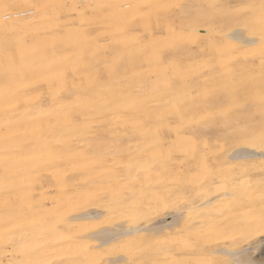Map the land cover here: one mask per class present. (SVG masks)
Listing matches in <instances>:
<instances>
[{
    "label": "rangeland",
    "instance_id": "obj_1",
    "mask_svg": "<svg viewBox=\"0 0 264 264\" xmlns=\"http://www.w3.org/2000/svg\"><path fill=\"white\" fill-rule=\"evenodd\" d=\"M8 1H10V0H8ZM8 1H6V3ZM45 1L48 4H51V6H53V8H52L53 14L49 18L44 19V20H64L63 22L59 23L60 25L58 26V28H54V30L56 29L57 31H55V32H54V30L51 31V33H53V34L56 32L58 33L57 34L58 39L55 38L56 37V36H54L55 34L54 35L53 34L52 35L46 34L48 37L46 35H44L48 39L46 42L49 43V44L46 43V45L47 44L49 45V46L47 45V48H46V51L48 53H50L51 47H53V46L57 47L56 45H57V43H59L58 41H62V40L63 41L67 40V42H68V40L71 41L75 34L79 35V33L82 30L86 29L84 31H87L91 28L89 30L90 32L85 33L83 31L84 35L87 34L86 36H84V38L80 39V35L77 36V38L79 37L78 38L79 42L76 43V45L77 46L79 45L78 47H80L81 52L79 51L78 53H75L76 51L74 52V47H72L71 44H68L69 47L66 48L67 50H65L64 47H60L59 52L61 51V54L70 55V57H72V58L76 54L75 57L79 58V60H82L83 65L85 63V67H82L83 66L82 61H80V63L76 64V66L80 65V66H78L79 68L72 67V70L74 68L77 69V70L74 69L76 72H74V71L70 72V70L67 66H65L67 68L64 67V69H66V70H64V77L65 78H63V81L67 80V79H69V80L66 82L64 81L63 84H64V88L65 87H68V88H66V90H64V91H63L64 88L60 89V91H57L56 92V94H57L56 98L69 101L70 99L72 100L73 99L72 96H74L76 94L79 96H83L82 98H88V96L90 95L91 99H97V98L99 99L100 98L99 100L98 99L97 100H98V102L100 101L99 104L102 107L106 106L107 108H109V105L112 103V101L110 103H108L104 99H106V100L108 99V101H110V99L112 98L113 103L114 102L115 103H114V105L112 104L113 106L110 105V107L112 109L106 108L101 112V113H103V115L100 113V115L103 116V119H102V116L99 117V114H97V116L94 115L93 119L87 121L85 124L86 130L81 131V132H83V134L80 132L78 133L79 135L73 134L72 136L71 135L66 136V135L62 134L63 136H66L68 139L75 137V140H74V138L70 139V140H72V142L70 141L71 146L74 147L73 151H72L73 153L71 152L74 155V161H73V165L72 164H70V165L72 166V168H74V170L71 169L72 170L71 171V170L66 168L68 166L64 167V165L63 166L61 165L63 168L54 166L53 167L54 170L52 168L48 169L47 167L41 166V168H38V169L42 170V172H40L41 176L38 175L39 173L38 174L35 173L36 176H35V174H33V178L34 177H36V178L33 179L32 175H31L32 173H28V175H26V173H24V174L22 173V175H20L21 173H19V175H18L17 173L14 174L13 172H11V173H8V175H6L5 172L3 173V169H2L3 167L0 163V170H1L0 171V201L3 203L2 204L0 202V227H1L0 228V231H1L0 236L2 235L0 237V255H1L0 256V264H2V263L3 264H9V263L21 264L22 261H20L21 260L20 256H24V254L26 252H28V254H29V251H32V253H34V254H35V252H43V254L41 253V255H44V256L42 258H39V259H42L43 261H48V259H50V258L51 259L57 258V260H60L59 264H66V263H69V264H107L109 257H113V256H117V255L118 256H124V258L122 260L116 262V264H223V262L226 261L228 258V255L226 254V252L222 251L223 249H231V248L243 249L247 246H254L256 244H259L260 236L255 231L256 228L258 227V225H255L253 223V221H256V220L258 221V218L261 214V211L264 210V192L261 191V189H259L258 186L256 185L257 179H261V177L264 176V162L231 165L230 163L228 164L227 159L224 157V155H225V153L227 154L231 150V148H232L231 142L236 141L237 142L236 144H238L240 139L242 140V137H244V135H245V137L249 136L248 138H250V141L253 142L254 144L260 143V137H261V135H264V132L261 129L262 127H264V125H263L264 119L259 121L255 117L251 118L250 116H240V118H239V116H237V118H234V120L233 119L231 120L230 118L228 120L226 118L227 116H229V113H227L228 112V106H226L227 103L225 104V102L222 101V103H223L222 107H220L221 104H220V106H215V104H214V106H212L213 103L211 102V97L213 94H211V93L212 92L214 93L215 92L214 90L216 88H218L219 93L221 94V97H223L222 95H223V93H225L226 89L224 91H222V89H224V86L225 87L227 86V80H228L227 78L228 77L226 75V71H224L222 69L216 70V68L213 65V58L209 56V55H212L210 52L205 51L204 52L205 54H203V55L201 54L202 57H200L201 56L200 53L198 51L196 52V50H195L196 47H195L194 43H191L192 38L190 37V35L188 33L184 34L183 31L181 30V29H183L182 24L186 25L187 23H189L191 21L193 22L194 4L192 5V3H194V2L192 0H190V1L188 0L189 2L186 0H182V2H184V3H182L181 0H155V2H154V0L153 1L152 0H147V1L145 0L146 3H143L144 0H135V1L134 0H127L128 1L127 3L129 5L126 6V8H125L126 10H122V12L116 13V16L114 17V19L113 18L111 19L109 17V15H111V13L108 15L110 20H118L117 21V23H118L117 28L114 27L115 32H114V30H112L114 33L113 35L115 36L114 37V36H112V31L110 32V36H109L108 30H103L104 24H103V21H101V20H108L109 19V18L107 19L106 14H105L106 16H104L103 12H104V9L109 8L108 5L111 3V1H112V3L110 6H112L113 4L123 3V2H121V0L120 1L116 0V2H115V0H110V2H109V0H107V1L96 0V2H94V0H92V1L91 0H83L80 3H86V4H85V6H82V7H79V3H78L79 0H77L78 1L76 3V6H78L77 9L74 12H68V13L64 10H60V9L57 10L56 9V7L63 4L62 0H59L61 4L58 2V0H45ZM0 2H1L0 5L4 4L5 0H0ZM97 2H100V4ZM101 2H103V3H101ZM131 2L133 3V5H134V3L135 4L137 3V4L132 6ZM95 3H97V4H95ZM181 3L185 4L187 6L189 5V9H187L184 12H181V8H182ZM105 5L107 6V8ZM101 7H103V8H101ZM128 8H131V9H128ZM102 9H103V12L101 13V16H99L100 14L98 12H101ZM95 12H97V13H95ZM13 13H14V15H17V16L19 15L20 17H25L30 13V11L26 7L25 8L21 7L20 9L14 8V9H12L11 13L7 14V16L9 15V17H13L14 16V15H12ZM76 13L79 14V16H75ZM69 14L73 15V16H70ZM89 15H92V18H90L91 16L89 17ZM93 17H95L96 19ZM88 18H90L91 21ZM35 20H38V18L34 19L33 22L31 20L26 19L25 24L23 25L25 28V29H23L24 32L22 30H17L16 26L15 27L13 26V28H12L11 25L10 26L8 25L6 27V29H3V31H1L2 29H0V36L3 34H6V36H8L6 38L7 40L5 39L6 41L4 40V42H3L4 45H6L5 43H8V45H6L5 47L7 48L10 45V47H8L7 49H10L11 52L15 51V49H14L15 44L13 42L14 40L10 41V43H9V39L10 40L14 39L13 37L16 38V36H15L16 33H17V35L19 34L20 36L22 34L24 35L23 40L25 41V43L26 42H28V43L33 42V40L35 38L34 37L35 35L33 36V33H35L36 30H32V28H34V26H32V25L34 24ZM78 20H79V22H78ZM87 20H89L88 22H90L91 24L88 23ZM119 20H121V21H119ZM135 20H139V22L141 24ZM143 20H145V22H146V20H148V21L150 20L149 23L151 21L152 22L154 21L155 25L153 23H151V25L153 24L154 26H151L149 24L151 26L150 27L148 25V23L145 24V22ZM68 21H70L71 23ZM84 21L86 23H84ZM66 22L70 23V24L68 25V24H66ZM77 22H78V24H77ZM97 22L102 23L101 26L98 25ZM127 22H129L131 24L129 25V23H127ZM143 22L145 25L142 24ZM157 22L159 24H156ZM160 22H164V23L162 24ZM169 22H170V24H169ZM62 23H64V25H62V26H65V25L66 26L62 27L61 26ZM138 23L140 24V27H138L139 26ZM165 23H166V25H165ZM88 24H90V25H88ZM124 24L125 25L127 24V26H124V29H123L122 26ZM135 24H137L136 27L134 26ZM167 24H169V25L167 26ZM29 25H30V29L27 28V26L29 27ZM67 25H68V27H67ZM95 25H98V26H95ZM70 26L74 27L72 29V32H70L71 31ZM78 26H79V28H82V30L78 29L79 30L78 31L77 30ZM88 26H90V28ZM160 26L163 29L162 28L160 29ZM166 26H167V30H166ZM101 27H102V30L100 29ZM152 27H154L158 30H156V29L154 30V28H152ZM7 28H9V29H7ZM149 29L151 31H147ZM28 30H30V31H28ZM97 30H101V33H103V34L106 33L107 35L105 36L102 34V36L94 37V36L101 34L100 32L98 34ZM116 30L120 31V33H118V34H119V36H121V38L117 36L118 34H117ZM145 30H146V32H145ZM163 30H165V31H163ZM62 31H64V33ZM121 31L125 32L126 34L121 32ZM126 31H128V33ZM132 31H134L135 33L134 32L132 33ZM138 31H139V34H138ZM156 31H157V33H156ZM5 32H8V33H5ZM143 32H145L146 34L145 33L142 34ZM147 32H148V34H147ZM153 32L156 34L154 35ZM166 32L168 34H165ZM88 33H90V35H92V36L94 35L93 40L91 37H90L91 39L88 38V36H90ZM7 34H9V35H7ZM115 34H117V35H115ZM149 34L151 35V38H150ZM157 34H159V35H157ZM123 35H125V36L128 35L127 36L128 38H126ZM160 35H162V36H160ZM163 35H165V36H163ZM186 35L189 36V42H187L188 40L185 39V37L188 38ZM64 36H66V37H64ZM103 36H105V37H103ZM152 36L153 37L155 36V40H156L155 42H154V38H152ZM156 36H157V39H156ZM158 36H160V37H158ZM70 37H72V38H70ZM131 37L132 38L134 37V38L131 39ZM85 38L90 39V40L87 39L89 41V43H88V41L85 40ZM105 38H107V39H105ZM117 38H119V39H117ZM135 38H137V39H135ZM140 38H142L143 40ZM27 39L32 40V41L29 42V41H27ZM101 39H103L104 42ZM128 39H130L128 42L131 41L130 45L127 42ZM149 39L151 40V43L153 42L151 45H150V42L145 41V40L150 41ZM53 40L56 41V45H53V44H55V42ZM75 40H76V36H75ZM167 40L171 44H168ZM100 41L103 42V47L101 46L102 42H100ZM120 41L123 42V44L127 43V44H125V46H126L125 49H124V46L122 47L123 44L119 43ZM157 41L158 42L160 41V42L158 43ZM67 42H65V43L67 44ZM80 42H81V44H80ZM94 42H96L95 43L96 46L93 45ZM99 42H100V46L103 48V50H100L102 48L98 45ZM175 42H176V45H175ZM86 43H88V46H90V47L87 48ZM90 43H93L92 44L93 46L89 45ZM160 43H161V46L164 44L163 45L164 47L162 46V49H160L161 48ZM131 44H134V45H132L133 47L131 46ZM135 44H136V47H135ZM145 44H147V45H145ZM157 44H158L159 48L156 46ZM177 44H179V45H177ZM186 44H188V45H186ZM104 45H107V48H104ZM149 45H150V47H149ZM128 46L132 51L130 49H126ZM137 46L140 49L144 48L145 51L142 49L141 50L144 51L145 53L146 52L147 53L144 55V53ZM153 46H155V47H153ZM176 46H179V48ZM180 46L183 48H181ZM185 46H187V48H185ZM82 47H84L86 50ZM92 47H94V48H92ZM95 47H97V49L100 47V49H98V50H100V52H98V50ZM145 47H146V49H145ZM156 47L158 48V51H157L158 54H156L157 52L155 51V50H157ZM70 48H73V49H71V52H70ZM121 48H123L124 50ZM134 48H137V49H134ZM171 48H172V51H174L173 53L171 51ZM47 49H49V50H47ZM92 49L97 50V51L95 52ZM108 49H109V51H107ZM113 49H114V51H113ZM186 49H190L191 51L186 52ZM67 51H69V52H67ZM84 51H87L88 53L87 52L84 53ZM101 51H103V53ZM117 51H118V53L116 54ZM119 51H122L124 54L119 52ZM192 51H194V52H192ZM73 52L75 54H72ZM207 52L210 54H208ZM171 53H172V55H171ZM197 53H199L198 54L199 57H197L198 56V55H196ZM79 54H81V55H79ZM153 54L155 55V57H153ZM163 54H164V56H163ZM180 54H182L180 56V58L183 61H181L178 58L179 56L178 57L176 56V55H180ZM102 55L103 56L106 55V56H104V58H102ZM136 55L137 56L140 55V57H137ZM150 55L152 58L155 59V61L152 60ZM157 55L159 56L158 58H156ZM109 56H110V59H109ZM111 56L114 58H112ZM186 56H188V57L186 58ZM81 57H82V59H81ZM86 57H88L89 60L86 59ZM105 57L106 58L108 57V59H106ZM206 57H208V58H206ZM101 58H102V60H100ZM131 58H134V59L136 58V59L133 60ZM137 58H140L141 60H139ZM150 58H151V60H150ZM174 58H175V60H174ZM203 58H205V59H203ZM210 58H212V62H211V60H209ZM96 59H97V61H96ZM112 59H113L114 63H112L113 62ZM156 59H158V60H156ZM202 59L204 60L205 65L207 63H208V65H210V69L208 68L209 67L208 65H206L207 67L203 66L204 62ZM222 59L224 60L226 58L222 57ZM108 60H110V62H108ZM191 60H194V61L192 62ZM201 60H202V62L197 64ZM150 61H152V62H150ZM156 61H158L159 63ZM208 61H210V62H208ZM99 62H101V63H99ZM176 62L177 63L180 62V63H178L179 65ZM184 62H187V63L184 64V68H182L183 67L182 63H184ZM89 63H91L90 67H89ZM111 63H112V65H111ZM156 63L158 66L161 65L162 67L161 66L158 67L156 65ZM172 63L174 66L176 65L177 67L178 66L181 67V69H180V67L177 68L175 66L176 69L178 70L177 72L183 71V73L188 70L187 66H190V64H191V68L189 67L190 72H188V73L186 72L187 74H185L186 75V77H185L182 73L176 72V69L172 65ZM193 63L197 64V65L194 64L195 66H199L200 68L203 67L202 70L199 67L192 68L194 66ZM131 64H132V66H131ZM149 64H150V66H149ZM169 64H171V65H169ZM181 64H182V66H181ZM67 65L71 67V65H69V62L67 63ZM134 65H135V67H134ZM151 65H153L154 67L155 66H157V67H155V69H154V67L152 66L153 67L152 68ZM72 66H75V65H72ZM94 66H96V68H93ZM147 66L150 69V71H149V69H148V71L151 72L150 73V74H152L151 76L147 71ZM144 67H146V68H144ZM89 68L91 69V72L87 75V73L90 71ZM97 68L102 69V70L96 71ZM207 68L210 70L211 76L208 75L209 70ZM140 69H141V71L143 70L144 72L140 71L137 74V70L139 71ZM160 69L161 70L163 69L162 72H164V74L162 72H159V71H161ZM183 69H185V70H183ZM196 69H197V71H196ZM206 69H207L208 73H206L207 72ZM67 70H69V71H67ZM135 70H136V72H133ZM151 70L154 71V73L156 75ZM171 70H173L172 74H171ZM115 71H116V73H115ZM167 71H169V72H167ZM221 71L225 72V74L223 72L221 73ZM97 72H98L99 77L97 75ZM102 72H104V73H102ZM128 72L130 74H128ZM68 73H69V75H68ZM72 73L73 74L76 73V75L74 74V76H73V77H75L76 80L73 79V77H71L73 75ZM142 73L143 74L145 73L147 76H144ZM192 73L194 74V77H193ZM220 74H222V75L224 74L226 77L222 76ZM81 75H83V76L80 77ZM126 75H129L130 78L129 77L127 78ZM135 75L138 76V78ZM153 75H155V76H153ZM157 75L159 76V79H161L159 81V83H158V79L156 78ZM164 75L167 78L168 77L169 78L167 79ZM171 75H172V77H171ZM177 75L180 76L181 79H178L179 77H177ZM76 76H77V78L78 77L79 78L77 79ZM86 76H89V79ZM101 76H103L104 78L102 77L103 78L102 79ZM119 76H122V77H119ZM124 76H125L124 79L127 80V84H126V81L124 82V80H123ZM160 76H161V78H160ZM200 76H202L201 80L197 79V78H200ZM68 77H70V78H68ZM131 77H134V78L132 79ZM210 77L213 79H211ZM217 77L219 78V80L216 79ZM98 78L100 81L98 80ZM121 78L123 81H121ZM172 78H174V79H172ZM175 78H176V80H175ZM222 78H223V80L227 79L226 82L222 81ZM71 79H73V80L70 81ZM79 79H81L80 82H79ZM86 79L89 80V81H86L87 84L85 83ZM137 80L138 81L141 80L143 82V84L147 81H150L151 84L149 83L150 86L148 84L146 85V83H145V85H141L142 83L138 82ZM179 80H181V81H179ZM184 80H186V81H184ZM193 80H195V81H193ZM196 80H197V82H199V81L200 82L197 84L195 83L196 84L195 85L194 82H196ZM207 80L209 82H211L212 84L208 83ZM153 81L156 82L155 84H157L154 87H153V85H155V84L153 83ZM169 81H171L172 83H174L175 81L176 82L179 81V83H177V85L174 86L175 84L173 85V84H171V82L169 83ZM71 82H73V84H77L79 82L80 87H79V85H78V88H77V85H74V86H76L75 88H73L74 86H69V84L71 85ZM130 82H131V84H130ZM192 82H193V84H192ZM204 82L208 83V85ZM220 82L224 83V85L221 84ZM113 83H114V85H110ZM118 83H119V85H118ZM162 83H164V85ZM215 83L217 85H220V84L221 85L217 86ZM85 84L87 85V87L84 88ZM88 84H90V85H88ZM135 84L137 86H134ZM139 84L141 86H139ZM158 84L161 86V90L159 89L160 87ZM178 84H179V86L181 84V86L178 87ZM187 84H189V86H190V84H192L191 85L192 87L187 86ZM204 84H205V86H203ZM30 85H33V84H29V86H25L26 88L23 89L24 93L32 91L36 87L40 86L39 92H41L40 94L42 97H38V98H40L39 100L42 101L45 99L42 102H46L47 100L50 99V97L48 98L49 95H47L48 90H46L47 85L45 83L40 82V84L37 83V84H34V86H30ZM170 85H173V87L171 88ZM211 85L213 87L212 89H211ZM70 87H72L73 89ZM81 87H83L84 89H82ZM99 87H101V88L99 89ZM102 87H104V88H102ZM144 87L146 89L145 92L143 91L144 89H141ZM156 87H157V89H156ZM176 87L178 89H181V87H182L184 92L179 93L180 95H178V93H177L178 89H175ZM4 88L5 87L0 86V96H2V95L4 96V94H3V93H5ZM129 88H130V90L132 88H134V89H132V92H130ZM220 88H222V89H220ZM150 89H151V95H152V91L154 92V89L156 91V93L154 92V94L158 95V96L155 95L156 97L153 95L154 96L153 98H155L154 101H153V99H151L152 96L150 95V93L147 92V90L150 92ZM172 89H173V92H172ZM182 89L180 91H182ZM186 89H187V91H185ZM208 89H210V90H208ZM5 90L7 93H9V94H5V97H8L10 94H12L15 91V90L13 91V89H12V91L10 90L11 91L10 92L9 89H7V88H5ZM71 90H75V91H71ZM79 90H81V91H79ZM138 90H139V92H138ZM158 90H159V93L157 92ZM163 90H165L167 93L169 92L168 90H170L172 92V93L171 92L170 93L173 94V96H171V94L169 95V93H168V95H169V97H168V95L166 93H164L165 91L162 92ZM113 91H114V93L117 92L118 94H116V95L113 94ZM134 91L137 92V94H136V92L134 94V95H136L135 97L133 95ZM180 91H178V92H180ZM190 91H192V94ZM60 92H62L63 94H64V92H66V93H68V95L65 94V96H64ZM72 92H74V93L76 92V93L74 94ZM78 92H80L81 94L83 93V95H80V93H78ZM84 92L92 93V95L84 93ZM127 92L128 93L130 92V95L127 94ZM143 92L148 93V94H144ZM174 92H176V95H174L175 94ZM185 92H188V93L186 94ZM124 93L126 95H124ZM162 93L165 94V95L163 94V96H167V97H163ZM183 93L185 94L184 96H183ZM196 93H197V95H196ZM71 94H73V95H71ZM95 94L97 95V97ZM131 94L134 98H131ZM141 94L142 95L144 94V99H142L143 97ZM204 94L210 95V96L207 95L208 98L210 97L209 99L207 97L204 98V101H206L205 102L206 104L204 103V101L202 102V100H203L202 97L205 96ZM58 95H60V96H58ZM86 95H87V97H86ZM112 95H113V97H114V95H115V97L117 96L119 101L117 102L115 97L114 98L111 97ZM121 95H123L122 97L126 96V97H124L125 98L124 100H122L123 98L121 97ZM128 95L130 96V98H127V97H129ZM145 95H147L149 98L151 96L150 100ZM186 95H188V96L190 95V96L185 97ZM66 96H67V98L65 99ZM137 96H140V97H137ZM177 96H179V97H177ZM200 96L202 99L200 98ZM120 97H121V99H120ZM158 97H160L161 100H162V98L168 99L166 101V103L168 101H170V99L171 100L173 99L172 104H171V101L169 102V104L168 103L166 104L164 99H163V101H161L162 102L161 103L160 100L158 99ZM182 97H184V98H182ZM1 98H3V97H0V99ZM126 98L128 100L132 99V103H130V106H127L125 104L128 101V100H126ZM133 99L135 101H133ZM138 99L140 102H141V99H142V101L145 100L146 104L145 103L143 104L142 102L140 103L138 101ZM102 100H104V101H102ZM147 100H149V101H147ZM186 100H188V101L191 100V103L190 102L189 103L187 102V103H188V106H191V104L193 103L192 104L193 107L191 106L192 109H189V107H187L189 109L188 110L186 108V105L184 104V101L186 103ZM137 101H138V103H137ZM152 101L153 102L156 101L155 103H153L154 105L151 104ZM105 102L107 104H105ZM133 102L135 103V105H134L135 107L132 105V104H134ZM178 102H180V105H183L184 107L181 106L183 108H179L180 105L179 104H178L179 106L177 105ZM181 102H183V103H181ZM156 103H157V105L160 104L161 106L160 105H159L160 107L157 106ZM198 103L199 104L202 103L201 106H199ZM120 104H121V106H120ZM137 104L139 106H137ZM163 104L168 111L167 110L165 111L164 106H163L164 108L162 107ZM175 105L180 110L182 109L181 112L183 115L184 114H186V115H184V116L180 115L181 112H177L180 110L179 109L176 110L177 108L175 107ZM194 105H195V107H194ZM203 105L204 106L206 105V108ZM132 106H133V108H132ZM146 106L147 107L150 106V107H148L149 111H148V108ZM151 106H153L154 108ZM171 106H172V108L174 106V108H175L174 112L172 111L174 109L170 108ZM138 107H143L144 110L141 108H139V110H138ZM209 107L212 108L213 110H211ZM223 107H225V108H223ZM113 108L119 114H113V117H112L111 116L112 114H110L111 113L110 111H112ZM118 108H119V110H118ZM123 108H125V109H123ZM145 108L147 109V111ZM169 108H170V111H172L174 114L172 112H169ZM216 108L218 111L221 110L222 114H218L220 112H218V111L216 112L215 111ZM131 109H133V110H131ZM134 109L137 112H135ZM200 109L204 110V111H202L203 114H202ZM140 110L141 111L143 110L144 112L146 111L145 114L143 115L144 112H142L140 114ZM198 110L200 111V113L198 112ZM209 110L213 111L212 112L213 115H212L211 111H209ZM107 111L111 117L108 116ZM161 111L162 112L164 111V115H166V116L170 115V116L163 117V115H162L161 118H159L160 116H158V115L163 114V113H161ZM183 111H185V112H183ZM195 111L198 112L197 115L194 114V113H196ZM150 112H152L151 114L153 116H155L156 118L153 117L151 114L146 118L145 115L149 114ZM153 112H155V113H153ZM165 112H166V114H165ZM130 113H132V114H130ZM133 113H134V115H133ZM171 113H172V115H171ZM177 113H179V114H177ZM105 114H107V115L105 116ZM128 114H130V115H128ZM154 114H156V115H154ZM189 114H191V115L189 116ZM214 114H215V116L217 114L216 117H220V119L214 118L215 117ZM142 115L145 117L142 118L141 117ZM194 115H195V117H194ZM207 115L209 116V118ZM221 115L224 117H222ZM123 116L126 118H124ZM134 116L138 117V119L136 117L134 118ZM177 116L178 117L181 116V119H179L180 117L178 118ZM204 116H206L207 118ZM104 117H106V118H104ZM120 117H122V119ZM185 117L186 118L190 117V118L186 119ZM173 118H175V119H173ZM177 118H178V120L183 121V122L179 121L181 124L183 123L182 125L180 123H178V120L176 121ZM204 119L205 120L207 119V120L205 121ZM214 119H215V121H214ZM245 119H246L245 122L248 124H245V122L243 123V120H245ZM253 119H254L253 124H251ZM79 120L80 119L77 118V121H79ZM92 120H94V121H92ZM157 120H160V121H157ZM186 120H188V121L186 122ZM118 121L121 123L123 121L124 122L121 124ZM155 121H157V122H155ZM217 121H219V122L223 121V122L217 123ZM163 122H164V124H163ZM167 122L169 123V125L167 124ZM170 122H172V123H170ZM79 123H81V121H79ZM136 123H138V124H136ZM151 123H153V124L151 125ZM185 123H187V124H185ZM197 123H198V125H197ZM241 123H243V124H241ZM97 124H98L99 128H97ZM99 124H101V127ZM104 124H106V125H104ZM165 124H167V126ZM171 124H172V126H171ZM177 124H179V125H177ZM95 125H96V127L93 128L92 126H95ZM142 125H145V126H142ZM163 125H165V127ZM188 125H189V127H188ZM221 126H225V128L224 127L221 128ZM234 126H236V127L234 128ZM245 126H247V127H245ZM144 128H146V129H144ZM177 128H178V130H176ZM251 128L253 129V131L249 130ZM202 129H205V130H202ZM227 129H228V132L225 133L227 131ZM243 129L245 132L243 131ZM150 130H153L154 133ZM259 130H261L260 131L261 133L258 135ZM148 131L151 133H149ZM166 131H167V133H166ZM85 132H87V133H85ZM147 132H148V134H147ZM155 132H157V133H155ZM254 132H256V133H254ZM139 133H140V135H139ZM172 133H174V134H172ZM251 133L253 136L251 135ZM88 134H89V136H88ZM99 135L101 136V138ZM78 136L82 137V138L84 137V139H81ZM83 140L84 141L87 140V141L84 142ZM177 140H178V142H177ZM203 140H204V143H203ZM244 140H245V138H244ZM112 142H113V144H112ZM117 142H119V143L117 144ZM182 142H184V145L186 146L185 148H184ZM55 143H57V144H55V145L53 144L54 148L55 147L58 148V146H60V144H61L59 141L55 142ZM109 143H110V145H109ZM166 144H168V145L166 146ZM82 145H84V146H82ZM91 147L92 148L94 147V148L91 150ZM75 148L79 149L77 151V153L84 155V156L82 157L81 155L76 154V151H74V150H76ZM228 148H229V150H228ZM85 150H87V151H85ZM93 150H96V152H94ZM102 150H104V151H102ZM89 151H91V152H89ZM116 151L118 153H115ZM148 151H150V152H148ZM151 151H153V152H151ZM173 151H174V153H173ZM80 152H83V153H80ZM88 152H89V154H88ZM94 153H95V156H93ZM87 154L90 158L88 156H85ZM173 154H174V156H173ZM75 155H77V156H75ZM130 155L132 156L131 158H130ZM79 156H81V158H79ZM97 156H100V157L95 158ZM103 156H104V158H103ZM119 156H120V158H119ZM124 156H126V157L124 158ZM147 156L148 157L152 156L153 158L149 157L151 159L150 160ZM155 156H157V157H155ZM158 156H159V158H158ZM85 157H87V159H85ZM102 159L106 161V162L104 161L105 163L103 162L105 165L101 164L103 166L100 165V163H102L100 161H103ZM118 159H119V161H118ZM123 159L124 160L126 159L125 162H122V161H124ZM82 160L86 162V165H85V162H82ZM86 160H88V161H86ZM161 160H163V161L161 162ZM175 160H176V162H175ZM115 161H117V162H115ZM137 161H139V162H137ZM74 162H76V163L81 162V164H83V165H81L79 163V165L76 166L75 165L76 163H74ZM88 162H90L92 164H90ZM96 162H97V164H95ZM112 162H114V164ZM142 163H143V165H142ZM93 164H95V165H93ZM98 164L100 165V168H99ZM112 165L115 166V168ZM83 166L86 167L83 170L87 169L89 171L96 170V168H98V170H96L99 173L98 181L100 184H104V185H101L102 187L99 188L98 191H94L92 196L91 195L84 196L86 198H84L83 196H82L83 198L81 196H79L80 197L79 199H81L82 202H80V200L77 199L74 195H72V197H75V198H72L70 200L69 194L64 193V192L68 191V189L66 187L67 185L65 186L66 187V189H65L64 185L58 184L59 185V188H58V187H56L55 181L58 179L60 180V178L63 180V177H64V179H66L65 176L68 177V175H66V174H69V173L73 174V173H78V172L83 171L80 168ZM95 166H98V167H95ZM70 171L73 173H71ZM149 171H150V173H149ZM117 172L119 173V175H117L118 174ZM9 174L11 176H12V174H14L13 177L16 175L17 177L20 176L21 178L24 175H26V176L24 178H22V179H24V181L22 179H18L16 177L17 180L14 181L16 183L15 184L12 182L16 178L11 180L10 178H13V177H10ZM57 174H59V176ZM128 175H129V177H128ZM48 176H49V178H48ZM52 176H54V177H52ZM8 177H10V178H8ZM39 177H42L40 179H42L43 181H46V179H47V181L49 180V182H51L50 179L52 180V178H54V180H52L53 181L52 183L55 186H53V184L52 185L50 184V186H45V187H43V189L42 188L39 189L38 187H40V186H39V183L37 181V178H39ZM44 177H45V179H44ZM55 177H56V179H55ZM30 179H33V180L30 182L29 181ZM18 180H19V182H21V181L22 182L17 184ZM245 182H246V184H245ZM236 183H237V186H236ZM243 185L244 186L247 185V187L249 189H247V191L242 190L241 194L239 196H237L235 199H233L232 203L227 201V202H225L226 206H224L222 204L224 202L221 203L223 205L221 207H217L218 206L217 205L216 207L220 211L219 210L217 211L216 207L214 209H211V210L208 209L206 212H204L207 216L203 213L201 217L196 219L197 221L202 220V221H200V223L197 222V225L196 224H190L189 222H188L189 224L185 223V224H187V225H185L184 221H183L182 223H180L181 224L180 226H177L170 231L167 230V231H161V232H156V233L155 232L154 233H145V234L143 232H138V233H134V234L132 233V234H129V235L124 236V237L116 238L111 243H109L105 246H102L103 248L96 247L95 244L92 242L84 243V244H82L81 241H80L81 243L79 241H78V243L75 242L76 241V239H75V235H76L75 231L76 230H73L72 228H68V226L64 223V218L66 217V213L69 210L68 209L69 204H72L75 209H76V207H78L77 209H80V208L89 209V208H95L99 205L97 208H102L104 206V208H102V209H104L105 211H108V213L104 212L107 214H105V215L103 214L101 216V218H98L94 223L92 222V223L87 224L88 226L84 227V229H87L88 231L95 228V227L110 224L109 221L112 222L111 224L118 223V221L119 222H123V220L126 221L128 218L131 217L130 214L132 215L135 213L136 215H141L142 212H143L142 213L143 216L148 217L145 220L150 219L149 221H153V220L155 221L157 219L163 218L162 215L167 214L166 216L164 215V218L167 217V218H165L166 219L165 221L168 222L169 220H171V216L169 214H171V212H173L177 208H182L183 206L187 205L188 203H190L192 201L195 202L198 199H200L201 197L207 196V194H209V193L211 195L209 194L208 196H213L214 194L212 192L219 194V192L221 193L224 190L227 191V189L229 190V188H231V187H233V189L235 188L238 190ZM54 187H56V188H54ZM52 188L55 190V192H53L54 190ZM18 189L19 190L21 189V190L18 192ZM42 190H44V192ZM38 191H42V192H39V194H38ZM23 192L26 194L25 196H22ZM48 192H51V193H48ZM107 192H109V193H107ZM59 193H64V194L61 195ZM95 193H96V195H100L101 197L96 196ZM102 193H105V194H102ZM41 194H43V195H41ZM65 194H67V195H65ZM203 194H205V195H203ZM9 195H11L12 197ZM39 195L41 197L43 196L42 197L43 199H41V197ZM26 196H27V198H26ZM4 197H6V198H4ZM13 197H14V201L12 200ZM23 197H25V199ZM54 197H56V199ZM59 197H61V198H59ZM67 197H69L68 198L69 201L67 200ZM98 197L100 199L99 202H98ZM107 198H109V199L111 198V199L107 200ZM2 199H4V200H2ZM95 199H97V201ZM39 200L42 201V203L41 202L40 203L43 204L42 205L43 207L41 206V204L39 205ZM92 200H93V202L95 200L98 203H96V202L93 203V202H91ZM103 200H107V201H103ZM37 201H38V204L36 203ZM7 202H9V203H7ZM27 203L32 205V211H34V212L30 211L28 213L26 211V208H24V210H22V211L27 212V213H24V215H23L24 218L20 219L19 216H18V218L12 216V215H14L15 211H17V208L18 209L21 208V206H24V204L28 205ZM229 203H231V205ZM218 204H219V206L221 205L220 203H218ZM249 204H258V205L251 207V206H248ZM2 205H3V207H2ZM82 205H84V206L86 205V207H84ZM88 205H90V206H88ZM113 205H116V206H113ZM174 205H175V207H174ZM228 205H230V206H228ZM180 206H182V207H180ZM110 208H111V210H110ZM38 209H42V210L38 211ZM66 209H68V210H66ZM45 210H46V212H45ZM158 210H160V211H158ZM36 211H37V213H35ZM210 211H211V213H210ZM137 212H139V213L137 214ZM7 213H12V214L8 217ZM32 213H35V214H38V213L42 214L43 213V214L41 216V215H35ZM68 213H69V211H68ZM239 213H241V214H239ZM52 215H53V217H51L52 220H51V218L48 219V216H52ZM63 215H64V217H63ZM45 216H46V218H45ZM128 216H130V217H128ZM159 216H161V217H159ZM27 217L29 218V220ZM55 217H57L58 219ZM33 218H35V219H33ZM143 219H142V221L144 222L145 220H143ZM14 221H17V224H15L16 222H14ZM23 222H26V223H23ZM28 222H30V224H28ZM31 223L33 225H31ZM22 224H24L23 225L24 227L27 226L25 224H28V226H31V228H35V230H36V232L31 234V236L33 235L32 236L33 238L31 236H30L31 238L29 237L31 241L29 239H27L28 243H27V241H24L26 239H23V240L21 239L22 237H24L23 235L20 234L21 231L17 230L18 233L16 231V229H21ZM51 224H53V225H51ZM39 225H40V227H39ZM61 225L63 228H61ZM2 226H4V227H2ZM37 229L39 232L37 231ZM69 230H70V232H68ZM19 231H20V233H19ZM40 231H41V233H40ZM46 231H48V233H50L49 235H51V237L48 236L50 239L48 237L45 238L48 234L46 235V233H45V235H43L44 233H42V232H46ZM61 232H63V233H61ZM8 234H10V235H8ZM64 235L65 236L69 235L71 237L65 238ZM2 238H3V240H5V242L3 240H1ZM8 238H9V240H8ZM18 238L21 240H19ZM59 238H60V240H59ZM51 239H52V241H51ZM55 239H56V241H54ZM70 239H75V241L70 240ZM10 240H11L10 244L7 243ZM35 240H37V243L39 240H42L43 242L39 241L40 245L39 244L36 245ZM44 240H46V241H44ZM21 241H24V243H22ZM57 241L59 243H55ZM12 242H14V243H12ZM45 242H48V243H45ZM70 242H72L71 245H70ZM74 242L77 244H75ZM42 243H45L43 245L44 249H42L43 248ZM49 243L52 244L53 250H50V249H52V247L50 245L49 246L47 245ZM53 244H55V245H53ZM56 244H58V245H56ZM59 244H61V245H59ZM18 245H20V246H18ZM26 245H28V246H26ZM45 245L48 246L49 248L45 247ZM62 245H64V246L62 247ZM13 246H15L13 248L14 250H12L13 255H9V256H8V254L6 255V253H8L7 251L11 250ZM37 246H40L42 248L36 249V248H38ZM59 247H61V248L59 249ZM1 248L4 250H2ZM8 248H10V249H8ZM22 248H23V250H21ZM91 249H93L94 252ZM1 250H2V252H1ZM41 250H43V251H41ZM61 250L64 252H61ZM73 251H74V253H73ZM89 251H90V253H88ZM91 251L95 254L96 257L93 256V253ZM100 251H102V252H100ZM14 253H17V254H14ZM57 253H59L60 255H57ZM90 254H91V256H89ZM76 255H78V257H76ZM48 256L50 258H48ZM13 257H15V258L13 259ZM69 257H71L72 259ZM46 258H48V259H46ZM62 258H63V260H62ZM89 258H90V261L87 262V260ZM7 259L8 260L11 259V260L8 261ZM83 260L85 262H83ZM53 263L56 264V263H58V261L53 260ZM53 263H50V264H53ZM22 264H24V263L22 262Z\"/></svg>",
    "mask_w": 264,
    "mask_h": 264
},
{
    "label": "bare ground",
    "instance_id": "obj_2",
    "mask_svg": "<svg viewBox=\"0 0 264 264\" xmlns=\"http://www.w3.org/2000/svg\"><path fill=\"white\" fill-rule=\"evenodd\" d=\"M6 1H8V0H5V2H4V4H1L0 5V29H2L1 31H3V29H6V27L9 25H11L12 26V28H13V26L15 27L16 26V28H17V30H22L23 31V29H25L24 28V24H25V21H26V19L27 20H31L32 22H33V20L34 19H37L38 18V20H35V22H34V24L32 25V26H34V28H32V30H36L35 31V33H33V36L35 37L34 38V40H33V42H30V41H32V40H28L27 39V41H29L30 43H28V42H26L25 43V41L23 40V34L20 36L19 34L17 35V33H16V38L15 37H13L14 39H9V43H10V41H13L14 42V49H15V51H12L11 52V50L10 49H7L8 47H10V45L6 48L5 46L6 45H8V43H5L6 45H4V40L8 37V36H6V34H3V35H1L0 36V86L1 87H5V88H7V89H9V91L11 90L12 91V89H13V93L12 94H10L8 97H5V94H9V93H7L6 92V90H5V88H4V91H5V93H3L4 94V96L2 95V96H0V97H3V98H1L0 99V163H1V165H2V169H3V173L5 172V174L6 175H8V173H11V172H13L14 174L15 173H17L18 175H19V173H21L20 175H22V173L24 174V173H26V175H28V173H32L31 175H32V178H33V174H38V175H40V172H42V170H40V169H38V168H41V166H44V167H47L48 169H50V168H52L53 170H54V166H56V167H62L63 165H64V167H66V166H68V167H66L67 169H69V170H74V168H72V166L70 165V164H72L73 165V161H74V155L72 154L73 152V146H71V142H72V140H70V139H73L74 138V140H75V137H73V138H70V139H68L66 136L67 135H75V134H77V135H79L78 133L80 132V133H82L83 134V132H81V131H84V130H86V128H85V124H86V122L87 121H89V120H91V119H93L94 118V115L95 116H97V114H99V117L100 116H102L103 115V113H101L104 109H106L107 107L106 106H101L100 104H99V102H98V100L100 99H91L90 98V95L88 96V98H82L83 96H79V95H74V96H72L73 97V99L70 101H68V100H63V99H58V98H56L57 97V94H56V92L57 91H60V89H63L64 88V84H63V82L65 81H68L69 79H67V80H64L63 81V78H65L64 77V70H66V69H64V67L65 66H67L68 68H69V70H70V72L71 71H74V72H76L75 70H77L76 68H79L78 66H80V65H78V66H76V64H78V63H80V61H82V60H79V58H76L75 57V53H78L79 51L81 52V50H80V47H78L77 45H76V43H78L79 42V40H78V38H77V36H79L80 35V39L81 38H84V36H86V35H84L83 34V31L84 30H86V29H84V30H82V28H79V26H78V28H77V30L79 29V30H82L80 33H79V35L78 34H75L74 35V37H73V39L71 40V41H69L68 40V42H67V40H65V41H58L59 43H57V45H56V41H54L55 42V44H53V45H56L57 47H51V50H50V53H48L47 51H46V48H47V45L49 44L48 42H46L48 39L46 38V34H48V35H52L53 33H51V31L52 30H54V28H58V26L60 25L59 23L60 22H63L64 20H44V19H47V18H49L52 14H53V6H51V4H48L45 0H10V1H8L7 3H6ZM83 0H79V2L77 1V0H62V3L63 4H61L60 3V1L58 0V2L61 4V5H59L58 7H56V9L58 10V9H60V10H64V11H66L67 13L68 12H74L76 9H77V7L78 6H76V3L78 2L79 3V7H82V6H85V4L86 3H80V2H82ZM92 1V0H91ZM105 1H107V0H105ZM120 1V0H119ZM135 1V0H134ZM147 1V0H146ZM146 1L144 0V2L143 3H146ZM153 1V0H152ZM186 1H188V0H186ZM190 1V0H189ZM188 1V2H189ZM194 3H192V5L194 4V19H193V22L191 21V22H189V23H187L186 25H183L182 24V26H183V29H181L182 31H183V33L185 34V33H188L189 35H190V37L192 38V40H191V43H194V45H195V47H196V52L198 51L199 53H200V55L202 54H205L204 52L205 51H208V52H210L212 55H209L210 57H212L213 58V65H214V67L216 68V70H220V69H222V70H224V71H226V75H227V79H224L223 80V78H222V81H224V82H226V80H227V86L225 87L224 86V89H222V88H220V89H222V91H224L225 89H226V91H225V93H223V97H221V94L219 93V89L218 88H216L214 91V93L212 92L211 94H213L212 95V97H211V102L213 103V105L212 106H214V104H215V106H220V104H221V106L220 107H222V101L223 102H225V104H226V106H228V112L227 113H229V116H227L226 118L229 120V118L232 120H234V118H237V116H239V118H240V116H250L251 118H253V117H255L257 120H262V119H264V0H192ZM85 2V1H84ZM88 2V1H87ZM94 2H96V0H94ZM109 2H110V0H109ZM115 2H116V0H115ZM121 2H123V3H121ZM121 4H113L112 6H110L111 5V3H112V1H111V3L108 5L109 6V8L108 9H104V12H103V9L101 10V12H98L100 15L99 16H101V13L103 12V14H104V16H106L107 17V19L110 17L111 19L113 18L114 19V17L116 16V13H120V12H122V10H126L125 8H126V6H128L129 4L127 3L128 1L127 0H121ZM137 2V1H136ZM154 2H155V0H154ZM181 2H182V0H181ZM1 3V2H0ZM97 3H99L100 4V2H97ZM97 3H95V4H97ZM101 3H103V2H101ZM132 3V2H131ZM138 3V2H137ZM136 3V4H137ZM182 3H184V2H182ZM181 3V4H182ZM135 3H134V5H136ZM140 4V3H139ZM138 4V5H139ZM142 4V3H141ZM188 4V3H187ZM132 6H134L133 5V3L131 4ZM106 6V5H105ZM104 6V7H105ZM182 6V8H181V12H184V11H186L187 9H189V5L187 6V5H185V4H182L181 5ZM21 7H23V8H28V10L30 11V13L27 15V16H25V17H20L19 15L17 16V15H14V13L12 14V15H14L13 17H9V15L7 16V14L8 13H11L12 12V9H17V8H21ZM65 7V8H64ZM101 8H103V7H101ZM106 8H107V6H106ZM132 8V7H131ZM131 8H128V9H131ZM133 9V8H132ZM192 9V8H191ZM121 10V11H120ZM100 11V10H99ZM16 13V12H15ZM19 13V12H18ZM95 13H97V12H95ZM111 13V15H109ZM89 14V13H88ZM87 14V15H88ZM93 14V13H92ZM106 14V15H105ZM115 14V15H114ZM11 15V16H12ZM70 15V14H69ZM94 15V14H93ZM108 15H109V17H108ZM23 16V15H22ZM70 16H73V15H70ZM75 16H79V14H75ZM91 16V17H90ZM89 17L90 18H92V15H89ZM90 18H88L89 20H90ZM93 18H95V17H93ZM101 18V17H100ZM110 18L108 19V20H101V21H103V27H104V29L103 30H108V32H109V36H110V32L112 31V30H114V27H116L117 28V21L118 20H110ZM96 19V18H95ZM89 20H87V22L89 21ZM186 20V19H185ZM67 21V20H66ZM91 21V20H90ZM119 21H121V20H119ZM135 21H138L139 22V20H135ZM141 21V20H140ZM144 22H145V20H143ZM150 21V20H149ZM149 21L148 20H146V22H145V24L146 23H148V25L150 24L151 25V23H153L154 24V21L152 22H150L149 23ZM157 21V20H156ZM162 21V20H161ZM171 21V20H170ZM179 21V20H178ZM68 22H70V21H68ZM78 22H79V20H78ZM78 22H77V24H78ZM123 22V21H122ZM142 22V21H141ZM144 22L142 23L143 25H145L144 24ZM30 23V22H29ZM71 23V22H70ZM70 23H67L66 22V24H70ZM73 23V22H72ZM76 23V22H75ZM83 23V22H82ZM81 23V24H82ZM84 23H86L85 21H84ZM88 23H90V22H88ZM98 23V22H97ZM96 23V24H97ZM116 23V24H115ZM127 23H129V22H127ZM135 23V22H134ZM140 23V22H139ZM138 23V24H139ZM160 23H164V22H160ZM32 24V23H31ZM91 24V23H90ZM90 24H88V25H90ZM101 24L102 23H98V25H100L101 26ZM131 23H129V25H130ZM141 24V23H140ZM140 24H139V26L138 27H140ZM151 25V26H154V25ZM156 24H159L158 22L156 23ZM169 24H170V22H169ZM169 24H167V26L169 25ZM62 25H64V23H62L61 24V26ZM68 25H67V27H68ZM98 25H95V26H98ZM116 25V26H115ZM149 25V26H150ZM165 25H166V23H165ZM66 26V25H65ZM65 26H62V27H65ZM93 26V25H92ZM124 26H127V24L125 25H123L122 26V28L124 29ZM135 27L137 26V24H135L134 25ZM133 26V27H134ZM142 26V25H141ZM148 26V27H149ZM150 26V27H151ZM159 26V25H158ZM157 26V27H158ZM167 26H166V30H167ZM171 26V25H170ZM71 27V26H70ZM69 27V28H70ZM81 27V26H80ZM89 28H90V26H88ZM87 27V28H88ZM174 27V26H173ZM27 28H29L30 29V25H29V27L27 26ZM74 27H71L70 29H71V31L70 32H72V29H73ZM76 28V27H75ZM146 28V27H145ZM144 28V29H145ZM152 28H154V27H152ZM151 28V29H152ZM159 28V27H158ZM162 27L160 26V29H161ZM7 29H9V28H7ZM66 29V28H65ZM69 29V30H70ZM91 29V28H90ZM89 29V30H90ZM101 30H102V27L100 28ZM121 29V28H120ZM128 29V28H127ZM126 29V30H127ZM135 29V28H134ZM140 29V28H139ZM156 28H154V30H155ZM163 29V28H162ZM62 30V29H61ZM75 30V29H74ZM76 30V31H77ZM78 30V31H79ZM89 30H87V31H84L85 33L86 32H90ZM101 30H97L98 32V34H99V32L101 33ZM156 30H158V29H156ZM5 31V30H4ZM28 31H30V30H28ZM55 31H57L56 29L54 30V32ZM75 31V32H76ZM117 31V34L118 33H120V31H118V30H116ZM124 31V30H123ZM123 31H121V32H123ZM147 31H151L150 29L149 30H147ZM160 31V30H159ZM163 31H165V30H163ZM162 31V32H163ZM12 32V31H11ZM15 32V31H14ZM24 32V31H23ZM60 32V31H59ZM63 33H64V31H62ZM96 32V31H95ZM114 32H115V30H114ZM127 33H128V31H126ZM134 31H132V33H133ZM145 32H146V30H145ZM145 32H143L142 34H144ZM5 33H8V32H5ZM51 33V34H50ZM61 33V32H60ZM123 33H125V32H123ZM130 33V32H129ZM131 33V34H132ZM135 33V32H134ZM154 33V32H153ZM156 33H157V31H156ZM156 33H154V35L156 34ZM2 34V33H1ZM10 34V33H9ZM9 34H7V35H9ZM55 34V35H54ZM53 35L54 36H56L55 38L56 39H58L57 38V32L56 33H54ZM89 35H90V33H88ZM92 34V33H91ZM102 34L103 33H101L100 35H97V36H94V37H99V36H102ZM114 33H113V31H112V36H114L113 35ZM117 34H115V35H117ZM126 34V33H125ZM138 34H139V31H138ZM146 34V33H145ZM147 34H148V32H147ZM160 34V33H159ZM159 34H157V35H159ZM163 34V33H162ZM165 34H168L167 32L165 33ZM173 34V33H172ZM176 34V33H175ZM44 35H46V36H44ZM71 35V34H70ZM103 35H107L106 33H104ZM150 35V34H149ZM171 35V34H170ZM61 36V35H60ZM75 36H76V40H75ZM92 35H90V36H88V38H92V40H93V37ZM105 36H103V37H105ZM118 37H120L121 38V36H119V34L117 35ZM123 36H125V35H123ZM128 35H126L125 37L126 38H128L127 37ZM131 36V35H130ZM142 36V35H141ZM144 36V35H143ZM160 36H162V35H160ZM160 36H158V37H160ZM163 36H165V35H163ZM188 38H186L185 37V39H187L188 41L187 42H189V36L188 35H186ZM48 37V36H47ZM63 37V36H62ZM64 37H66V36H64ZM115 37V36H114ZM136 37V36H135ZM167 37V36H166ZM165 37V38H166ZM175 37V36H174ZM10 38V37H9ZM54 38V39H55ZM61 38V37H60ZM59 38V39H60ZM70 38H72V37H70ZM88 38H85V40L86 41H88V40H90V39H88ZM112 38V37H111ZM134 38V37H133ZM132 37H131V39H133ZM150 38H151V35H150ZM152 38H154V42L156 41L155 40V36L153 37L152 36ZM63 39V38H62ZM88 39V40H87ZM97 39V38H96ZM99 39V38H98ZM104 39V38H103ZM103 39H101V40H103ZM105 39H107V38H105ZM117 39H119V38H117ZM135 39H137V38H135ZM140 39H142V38H140ZM139 39V40H140ZM147 39V38H146ZM156 39H157V36H156ZM162 39V38H161ZM167 39V38H166ZM181 39V38H180ZM7 40V39H6ZM5 40V41H6ZM61 40V39H60ZM95 40V39H94ZM109 40V39H108ZM113 40V39H112ZM111 40V41H112ZM115 40V39H114ZM130 39H128L127 40V42L129 41ZM143 40V39H142ZM150 40V39H149ZM159 40V39H158ZM165 40V39H164ZM177 40V39H176ZM184 40V39H183ZM182 40V41H183ZM51 41V40H50ZM124 41V40H123ZM145 41H147V42H150V45L153 43H151V40L150 41H148V40H145ZM166 41V40H165ZM164 41V42H165ZM8 42V41H7ZM62 42V43H61ZM65 42H67V44L65 43ZM82 42V41H81ZM81 42H80V44H81ZM93 42V41H92ZM97 42V41H96ZM96 42H94V44L93 43H90L89 45H91V46H93V45H95V43ZM100 42H102V41H100ZM100 42H99V46H100ZM103 42H104V40H103ZM103 42H102V44H101V46L103 47ZM115 42V41H114ZM113 42V43H114ZM131 42V41H130ZM130 42H128L129 43V45H130ZM158 42V41H157ZM160 42V41H159ZM158 42V43H159ZM163 42V41H162ZM167 42H168V40H167ZM173 42V41H172ZM177 42V41H176ZM176 42H175V45H176ZM46 43H48L47 45H46ZM88 43H89V41H88ZM88 43H86V45H87V48L88 47H90V46H88ZM120 44L122 43L123 44V42H119ZM68 44H71L72 45V47H74V52L72 53V54H75L74 55V57L72 58V57H70V55H66V54H61V51L59 52V50H60V47H64L65 48V50H67L66 48H68L69 47V45ZM85 44V43H84ZM93 44V45H92ZM105 44V43H104ZM117 44V43H116ZM125 44H127V43H125ZM125 44H123L122 45V47L124 46V49H125ZM166 44V43H165ZM168 44H171L170 42H168ZM189 44V43H188ZM188 44H186V45H188ZM108 45V44H107ZM107 45H104V48H107ZM132 45H134V44H131V46ZM138 45V44H137ZM145 45H147V44H145ZM150 45H149V47H150ZM164 45V44H163ZM162 45V46H163ZM177 45H179V44H177ZM190 45V44H189ZM46 46V47H45ZM49 46V45H48ZM96 46V45H95ZM100 46V47H101ZM112 46V45H111ZM140 46V45H139ZM157 47H158V44L156 45ZM160 46H161V43H160ZM162 46H161V48L160 49H162ZM173 46V45H172ZM98 47V46H97ZM97 47H95L96 49H97ZM100 47L98 48V49H100ZM101 47V48H102ZM133 47V46H132ZM131 47V48H132ZM135 47H136V44H135ZM138 47V46H137ZM153 47H155V46H153ZM156 47V48H157ZM164 47V46H163ZM170 47V46H169ZM174 47V46H173ZM176 47H178L179 48V46H176ZM181 47V46H180ZM82 48H84V47H82ZM81 48V49H82ZM92 48H94V47H92ZM139 48V47H138ZM159 48V47H158ZM158 48H157V50H155L156 52L158 51ZM181 48H183V47H181ZM185 48H187V46H185ZM50 49V48H49ZM49 49H47V50H49ZM71 49H73V48H70V52H71ZM76 49V50H75ZM85 49V48H84ZM83 49V50H84ZM97 49V50H98ZM121 49H123V48H121ZM123 49V50H124ZM126 49H130L129 48V46L126 48ZM134 49H137V48H134ZM140 49V48H139ZM142 49V48H141ZM140 49V50H141ZM145 49H146V47H145ZM153 49V48H152ZM159 49V50H160ZM165 49V48H164ZM63 50V49H62ZM86 50V49H85ZM93 51H97V50H94V49H92ZM100 50H103V48L102 49H100ZM100 50H98V52H100ZM122 50V51H123ZM131 50V49H130ZM142 50H144V48L142 49ZM141 50V51H142ZM169 50V49H168ZM194 50V51H195ZM92 51V52H93ZM107 51H109V49L107 50ZM113 51H114V49H113ZM112 51V52H113ZM122 51H119V52H121V53H123ZM132 51V50H131ZM145 51V50H144ZM144 51H142L143 53H144V55L147 53H145ZM150 51V50H149ZM153 51V50H152ZM171 51H172V48H171ZM191 50L190 49H186V52H190ZM194 51H192V52H194ZM66 52V51H65ZM67 52H69V51H67ZM85 52H87V51H84V53ZM102 53H103V51H101ZM165 52V51H164ZM174 51H172V53H173ZM180 52V51H179ZM184 52V51H183ZM207 52V53H208ZM88 53V52H87ZM101 53V54H102ZM118 53V51L116 52V54ZM151 53V52H150ZM153 53V52H152ZM172 53H171V55H172ZM185 53V52H184ZM183 53V54H184ZM199 53H197L196 55H198ZM210 53H208V54H210ZM93 54V53H92ZM98 54V53H97ZM105 54V53H104ZM107 54V53H106ZM124 54V53H123ZM128 54V53H127ZM130 54V53H129ZM134 54V53H133ZM156 54H158V52L156 53ZM79 55H81V54H79ZM108 55V54H107ZM138 55V54H137ZM136 55V56H137ZM148 55V54H147ZM146 55V56H147ZM182 54H180V55H176L180 60H181V58H180V56H181ZM188 55V54H187ZM195 55V56H196ZM202 55L200 56V57H202ZM99 56V55H98ZM97 56V57H98ZM101 56V55H100ZM104 56H106V55H104ZM104 56L102 55V58H104ZM134 56V55H133ZM132 56V57H133ZM143 56V55H142ZM163 56H164V54H163ZM194 56V55H193ZM192 56V57H193ZM96 57V58H97ZM112 57V56H111ZM135 57V56H134ZM137 57H140V55L139 56H137ZM150 57H151V55H150ZM153 57H155V55L153 54ZM159 56L157 55L156 56V58H158ZM168 57V56H167ZM188 56H186V58H187ZM197 57H199V55L197 56ZM205 57V56H204ZM222 57H224V58H226V59H222ZM93 58V57H92ZM100 58V57H99ZM98 58V59H99ZM102 58L100 59V60H102ZM106 58V57H105ZM112 58H114V57H112ZM146 58V57H145ZM152 58V57H151ZM151 58H150V60H151ZM176 58V57H175ZM175 58H174V60H175ZM183 58V57H182ZM206 58H208V57H206ZM212 58H210L209 60H211V62H212ZM81 59H82V57H81ZM86 59H88L89 60V58L88 57H86ZM106 59H108V57L106 58ZM109 59H110V56H109ZM131 59H133V60H135L134 58H131ZM137 59H139V60H141L140 58H137ZM161 59V58H160ZM171 59V58H170ZM191 59V58H190ZM203 59H205V58H203ZM202 59V60H203ZM152 60H154L155 61V59L154 58H152ZM156 60H158V59H156ZM173 60V61H174ZM198 60V59H197ZM202 60L200 61V62H198L197 64H199V63H201L202 62ZM85 61V60H84ZM96 61H97V59H96ZM107 61V60H106ZM112 61H113V59H112ZM166 61V60H165ZM181 61H183V60H181ZM180 61V62H181ZM192 62L194 61V60H191ZM69 62V65H71V67L70 66H68L67 65V63ZM90 62V61H89ZM108 62H110V60H108ZM131 62V61H130ZM144 62V61H143ZM150 62H152V61H150ZM156 62H158V61H156ZM167 62V61H166ZM180 62H178V63H180ZM190 62V61H189ZM188 62V63H189ZM197 62V61H196ZM203 62H204V60H203ZM207 62V61H206ZM208 62H210V61H208ZM73 63V64H72ZM97 63V62H96ZM99 63H101V62H99ZM112 63H114V61L112 62ZM112 63H111V65H112ZM154 63V62H153ZM152 63V64H153ZM159 63V62H158ZM177 63V62H176ZM177 63V64H178ZM187 62H184V63H182L183 64V67L182 68H184V64H186ZM191 63V62H190ZM90 64L91 63H89V67H90ZM168 64V63H167ZM182 64H181V66H182ZM195 63H193V65H194ZM197 64H195V65H197ZM211 64V63H210ZM72 65H75V66H72ZM82 65H83V61H82ZM100 65V64H99ZM114 65V64H113ZM144 65V64H143ZM155 65V64H154ZM156 65H157V63H156ZM160 65V64H159ZM169 65H171V64H169ZM172 65H173V63H172ZM179 65V64H178ZM189 65V64H188ZM193 66L192 68H195V67H199V66ZM206 65H208V63L206 64ZM205 65V62H204V67L206 66ZM131 66H132V64H131ZM149 66H150V64H149ZM153 65H151V67H152ZM158 66V65H157ZM157 66H155V67H157ZM161 66V65H160ZM160 66H158V67H160ZM167 66V65H166ZM174 66V65H173ZM176 66V65H175ZM174 66V67H175ZM187 66V65H186ZM201 66V65H200ZM209 67V69H210V65H208ZM67 67H65V68H67ZM72 67H76V68H74L73 70H72ZM82 67H85V63H84V65L82 66ZM134 67H135V65H134ZM154 67V66H153ZM152 67V68H153ZM155 67H154V69H155ZM162 67V66H161ZM171 67V66H170ZM173 67V68H174ZM177 67V66H176ZM176 67H175V69H176ZM178 67H180V66H178ZM177 67V68H178ZM189 67L191 68V64H190V66H187V73L188 72H190V70H189ZM207 67V66H206ZM223 67V68H222ZM92 68V67H91ZM93 68H96V66H94ZM143 68V67H142ZM141 68V69H142ZM144 68H146V67H144ZM166 68V67H165ZM200 68V67H199ZM203 68V67H202ZM202 68H200L201 70H202ZM207 68V69H208ZM82 69V68H81ZM90 69V68H89ZM141 69L138 71L137 70V74L141 71ZM148 69H149V67L147 66V71H148ZM159 69V68H158ZM164 69V68H163ZM162 69V70H163ZM171 69V68H170ZM180 69H181V67H180ZM186 69V68H185ZM185 69H183V70H185ZM207 69H206V71H207ZM208 69V70H209ZM214 69V68H213ZM212 69V70H213ZM69 70H67V71H69ZM84 70V69H83ZM99 70H102V69H98L97 68V70L96 71H99ZM133 70V69H132ZM131 70V71H132ZM161 70V69H160ZM162 70L161 71H159V72H162ZM130 71V72H131ZM146 71V72H147ZM149 71H150V69H149ZM148 71V73L150 74L151 72H149ZM152 71V70H151ZM157 71V70H156ZM172 71L173 70H171V74H172ZM178 70L176 69V72H177ZM196 71H197V69H196ZM200 71V70H199ZM204 71V70H203ZM66 72V71H65ZM91 72V69H90V71L87 73V75L89 74ZM93 72V71H92ZM133 72H136V70L135 71H133ZM141 72H144L143 70L141 71ZM153 73H154V71H152ZM167 72H169V71H167ZM186 72H184L183 73V71L181 72H177V73H182L185 77H186V75L185 74H187ZM213 72V71H212ZM220 72V71H219ZM223 71H221V73H222ZM102 73H104V72H102ZM115 73H116V71H115ZM163 74H164V72H162ZM200 73V72H199ZM198 73V74H199ZM206 73H208V71L206 72ZM224 74H225V72H223ZM73 74V73H72ZM75 75H76V73H74ZM74 74L71 76V77H73L74 76ZM78 74V73H77ZM128 74H130L129 72H128ZM136 74V73H135ZM143 74V73H142ZM155 74V73H154ZM168 74V73H167ZM170 74V73H169ZM193 74V73H192ZM222 75V74H220V75H222V76H225V75ZM68 75H69V73H68ZM80 75V74H79ZM97 75H98V72H97ZM134 75V74H133ZM141 75V74H140ZM144 76H147L145 73L143 74ZM152 74H150V76H151ZM156 75V74H155ZM155 75H153V76H155ZM191 75V74H190ZM200 75V74H199ZM204 75V74H203ZM209 76H211L210 75V70H209V74H208ZM218 75V74H217ZM78 76V75H77ZM77 76H76V78H77ZM83 75H81L80 77H82ZM117 76V75H116ZM136 76V75H135ZM142 76V75H141ZM149 76V75H148ZM158 76V75H157ZM156 76V78L158 79V83H159V81L161 80V79H159V76L157 77ZM165 76V75H164ZM163 76V77H164ZM169 76V75H168ZM206 76V75H205ZM208 76V77H209ZM88 79H89V76H86ZM98 77H99V75H98ZM103 76H101V78H102ZM118 77V76H117ZM119 77H122V76H119ZM126 77L128 78H130V76L129 75H126ZM137 78H138V76H136ZM166 77V76H165ZM171 77H172V75H171ZM176 77V76H175ZM177 77H179L178 79H181L180 78V76H178L177 75ZM193 77H194V74H193ZM201 77L202 76H200V78H197V79H199V80H201ZM226 77V76H225ZM68 78H70V77H68ZM79 78V77H78ZM77 78V79H78ZM97 78V77H96ZM104 78V77H103ZM102 78V79H103ZM125 78V76L123 77V80H124V82L126 81V84H127V80H125L124 79ZM132 79L134 78V77H131ZM141 78V77H140ZM139 78V79H140ZM160 78H161V76H160ZM167 78V77H166ZM169 78V77H168ZM167 78V79H168ZM211 78V77H210ZM73 79H75V77H73ZM73 79H71L70 81H72ZM83 79V78H82ZM88 79H86L85 80V83H86V81H89ZM131 79V80H132ZM143 79V78H142ZM141 79V80H142ZM154 79V78H153ZM163 79V78H162ZM171 79V78H170ZM169 79V80H170ZM172 79H174V78H172ZM207 79V78H206ZM211 79H213V78H211ZM217 80H219V78L217 77L216 78ZM76 80V79H75ZM80 80L81 79H79V82H80ZM98 80H99V78H98ZM122 80V78H121V81H123ZM141 80H137L138 82H141L142 84L141 85H145V83H146V85L148 84L149 85V83L151 84V82L150 81H147V82H145L144 84H143V82L141 81ZM152 80V79H151ZM165 80V79H164ZM175 80H176V78H175ZM203 80V79H202ZM100 81V80H99ZM115 81V80H114ZM136 81V82H137ZM157 81V80H156ZM179 81H181V80H179ZM179 81H175L174 83H172L171 81H169V83L171 82V84H175L174 86H176L177 85V83H179ZM184 81H186V80H184ZM193 81H195V80H193ZM208 81V80H207ZM211 81V80H210ZM216 81V80H215ZM40 82H43V83H45L47 86V89L46 90H48V94L47 95H49L48 96V98L50 97V99L49 100H47L46 102H42V101H44V100H39L40 98H38V97H42L41 96V92H39V87H34L35 89H33L32 91H29V92H26V93H24L23 92V89L24 88H26L25 86H29V84H33V85H30V86H34V84H37V83H39L40 84ZM77 83V84H73V82H71V85L69 84V86H74V85H77V88H78V85L80 84V83ZM83 82V81H82ZM91 82V81H90ZM108 82V81H107ZM165 82V81H164ZM200 82V81H199ZM199 82H197V80H196V82H194V84L196 83H199ZM70 83V82H69ZM75 83V82H74ZM102 83V82H101ZM153 83L155 84L156 82H154L153 81ZM152 83V84H153ZM204 83H206V82H204ZM208 83H211V82H209L208 81ZM208 83H206L207 85H208ZM219 83V82H218ZM221 83V82H220ZM66 84V83H65ZM82 84V83H81ZM87 84V83H86ZM85 84V86H84V88L85 87H87V85ZM125 84V85H126ZM129 84V83H128ZM130 84H131V82H130ZM163 85H164V83H162ZM192 84H193V82H192ZM192 84H190V86L192 85ZM195 84V85H196ZM212 84V83H211ZM214 84V83H213ZM216 84V83H215ZM221 84H223L224 85V83H221ZM220 84V85H221ZM88 85H90V84H88ZM110 85H114V83L113 84H110ZM118 85H119V83H118ZM121 85V84H120ZM140 84H139V86H141ZM157 84H155V85H153V87L154 86H156ZM159 85V84H158ZM162 85V86H163ZM173 85H170L171 86V88L173 87ZM217 85V84H216ZM220 85H217V86H220ZM45 86V85H44ZM122 86V85H121ZM134 86H137L136 84L134 85ZM150 86V85H149ZM180 86H181V84H180ZM179 86V84H178V87H180ZM184 86V85H183ZM187 86H189V84H187ZM189 86V87H190ZM202 86V85H201ZM203 86H205V84L203 85ZM45 87V88H46ZM76 86H74L73 88H75ZM79 87H80V85H79ZM105 87V86H104ZM104 87H102V88H104ZM120 87V86H119ZM159 89L161 90V86L159 85ZM192 87V86H191ZM43 88V87H42ZM66 88H68V87H65L64 89H63V91L64 90H66ZM70 88H72V87H70ZM72 88V89H73ZM82 89H84L83 87H81ZM101 87H99V89H100ZM112 88V87H111ZM136 88V87H135ZM139 88V87H138ZM150 88V87H149ZM169 88V87H168ZM167 88V89H168ZM184 88V87H183ZM187 88V87H186ZM195 88V87H194ZM210 88V87H209ZM213 87H212V85H211V89H212ZM44 89V88H43ZM107 89V88H106ZM114 89V88H113ZM120 89V88H119ZM132 89H134V88H132ZM132 89L130 90V88H129V91L130 92H132ZM141 89H144L143 91L145 92V87L144 88H141ZM156 89H157V87H156ZM163 89V88H162ZM174 89V88H173ZM173 89H172V92H173ZM175 89H178L177 87L175 88ZM181 89H182V87H181ZM181 89H178V91H180ZM188 89V88H187ZM187 89L185 90V91H187ZM191 89V88H190ZM207 89V88H206ZM3 90V89H2ZM45 90V91H46ZM140 90V89H139ZM139 90H138V92H139ZM166 90V89H165ZM165 90H163L162 92H164ZM171 90V89H170ZM170 90H168L169 92V95L172 93ZM208 90H210V89H208ZM207 90V91H208ZM8 91V92H9ZM10 91V92H11ZM42 91V90H41ZM62 91V92H63ZM71 91H75V90H71ZM79 91H81V90H79ZM111 91V90H110ZM142 91V90H141ZM140 91V92H141ZM177 91V90H176ZM177 91V93H178V95H180L179 93H182V92H184V90L182 89V91H180V92H178ZM199 91V90H198ZM47 92V91H46ZM62 92H60V93H62ZM77 92V91H76ZM75 92V93H76ZM130 92L128 93L127 92V94H129L130 95ZM135 92L136 91H134V93H133V95L135 94ZM143 92V93H144ZM147 92L148 93H150V95H151V89H150V92L147 90ZM154 92L156 93V91H155V89H154ZM154 92L152 91V98H151V96H150V98L151 99H153V101H154V99L155 98H153L155 95L156 96H158L157 94H154ZM158 93H159V90L157 91ZM171 92V93H170ZM191 92V94H192V91H190ZM197 92V91H196ZM72 93H74V92H72ZM74 93V94H75ZM78 93H80V92H78ZM84 93H87V92H84ZM112 93V92H111ZM148 93H144V94H148ZM164 93H166L167 95H168V93L165 91ZM164 93H162V96H163V94ZM175 94L174 95H176V92H174ZM186 94L188 93V92H185ZM195 93V92H194ZM207 93V92H206ZM56 94V95H55ZM63 94V93H62ZM65 94H67L68 95V93H66V92H64V96H65ZM87 94H91L92 95V93H87ZM94 94V93H93ZM113 94H118L117 92L116 93H114V91H113ZM136 94H137V92H136ZM140 94V93H139ZM144 94L142 95V99H144ZM190 94V93H189ZM190 94V95H191ZM40 95V96H39ZM45 95V94H44ZM71 95H73V94H71ZM80 95H83V93L81 94L80 93ZM96 95V94H95ZM115 95H114V97H115ZM124 95H126L125 93H124ZM128 95V96H129ZM140 95V96H141ZM154 95V96H153ZM161 95V94H160ZM165 95V94H164ZM169 95H168V97H169ZM185 94L183 93V96H184ZM189 95V96H190ZM196 95H197V93H196ZM195 95V96H196ZM205 95V94H204ZM208 94H206L204 97H202L203 98V100H202V102L204 101V98L205 97H207L208 98V96H210V95H208ZM58 96H60V95H58ZM62 96V95H61ZM70 96V95H69ZM120 96V95H119ZM123 95H121V97H122ZM136 95H134V97H135ZM140 96H137V97H140ZM145 96H147V95H145ZM155 96V97H156ZM171 96H173V94H171ZM188 95H186L185 97H187ZM188 96V97H189ZM5 97V98H4ZM45 97V96H44ZM81 97V98H80ZM86 97H87V95H86ZM96 97H97V95H96ZM111 97H113V95L111 96ZM113 97V98H114ZM121 97H120V99H121ZM124 97H126V96H124ZM124 97H122L123 99L122 100H124L125 98ZM133 96H132V94H131V98H134ZM148 97V96H147ZM163 97H167V96H163ZM175 97V96H174ZM177 97H179V96H177ZM181 97V96H180ZM192 97V96H191ZM190 97V98H191ZM46 98V97H45ZM67 98V96L65 97V99ZM71 98V97H70ZM93 98V97H92ZM127 98H130V96L129 97H127ZM126 98V100H128ZM150 98L148 97V99L150 100ZM176 98V97H175ZM182 98H184V97H182ZM189 98V99H190ZM193 98V97H192ZM196 98V97H195ZM200 98H201V96H200ZM201 98V99H202ZM210 98V97H209ZM208 98V99H209ZM115 99H116V101L118 102L119 100H118V97L116 96L115 97ZM142 99H141V102L144 104L146 101L145 100H143L142 101ZM147 99V98H146ZM158 99L160 100V102L161 101H163V99H164V101H165V103H166V101L168 100V99H165V98H162V100L160 99V97H158ZM157 99V100H158ZM188 99V98H187ZM207 99V100H208ZM105 101H107L108 103H110L111 101H112V103L110 104L111 106H113L114 105V103H113V99L111 98L110 99V101H108V99L106 100V99H104ZM104 100H102V101H104ZM137 100V99H136ZM149 100H147V101H149ZM173 100V99H172ZM172 100L170 99V101H171V104H172ZM184 100V99H183ZM192 100V99H191ZM191 100H186V103H185V101H184V104L186 105V108L187 107H189V109H192L191 108V106H192V104H191V106H188V103L190 102L191 103ZM133 101H135L134 99H133ZM138 101H139V99H138ZM138 101H137V103H138ZM152 101V103L151 104H153V103H155V102H153ZM170 101H168L167 103L169 104V102ZM177 101V100H176ZM181 101V100H180ZM195 101V100H194ZM140 102V101H139ZM140 102V103H141ZM188 102V103H187ZM206 101H204V103H205ZM210 102V103H211ZM130 103H132V99H129L125 104L127 105V106H130ZM134 103V102H133ZM158 103V102H157ZM157 103H156V105H157ZM162 103V102H161ZM166 103V104H167ZM181 103H183V102H181ZM200 103V102H199ZM198 103V105L199 106H201V104H199ZM105 104H107L106 102H105ZM113 104V105H112ZM146 104V103H145ZM170 104V105H171ZM180 105V102H178L177 103V105ZM206 104V103H205ZM110 105H109V108H107V109H110L111 107H110ZM116 105V104H115ZM133 106L135 105V103L134 104H132ZM142 105V104H141ZM154 105V104H153ZM155 105V106H156ZM160 105V104H159ZM159 105H157V106H159ZM178 105V106H179ZM120 106H121V104H120ZM133 106H132V108H133ZM137 106H139L138 104H137ZM144 106V105H143ZM161 106V105H160ZM159 106V107H160ZM164 106V104L162 105V107ZM181 106H183V105H180V107L179 108H183V107H181ZM204 106V105H203ZM202 106V107H203ZM210 106V105H209ZM135 107V106H134ZM147 107V106H146ZM148 107H150V106H148ZM147 107V108H148ZM151 107H153V106H151ZM165 107V106H164ZM163 107V108H164ZM175 107L177 108L176 110H178L179 108L175 105ZM193 107V106H192ZM194 107H195V105H194ZM205 108H206V105L204 106ZM211 107V106H210ZM209 107V108H210ZM115 108V107H114ZM114 108H113V110L112 111H110L111 113L110 114H112L111 116L113 117V114H119V113H117L116 112V110H114ZM126 108V107H125ZM125 108H123V109H125ZM139 108H141V109H143L144 110V108L143 107H138V110H139ZM154 108V107H153ZM162 108V109H163ZM168 108V107H167ZM170 108H172V106L170 107ZM170 108H169V112H174L175 111V108H174V106H173V108L172 109H174V110H172V111H170ZM185 108V109H186ZM223 108H225V107H223ZM112 109V108H111ZM146 109V108H145ZM159 109V108H158ZM165 109V111L167 110L166 109V107L164 108ZM163 109V110H164ZM188 109V108H187ZM188 109V110H189ZM194 109V108H193ZM197 109V108H196ZM211 110H213L212 108H210ZM118 110H119V108H118ZM131 110H133V109H131ZM141 111L140 110V114L142 113V112H144V111ZM156 110V109H155ZM180 110V109H179ZM182 110V109H181ZM181 110L180 111H177V112H181ZM187 110V111H188ZM201 110V112L202 111H204V110H202V109H200ZM211 110H209V111H211ZM215 110V109H214ZM220 110V109H219ZM106 111V110H105ZM125 111V110H124ZM134 111H135V109H134ZM146 111H147V109H146ZM145 111V112H146ZM148 111H149V108H148ZM154 111V110H153ZM168 111V110H167ZM186 111V110H185ZM185 111H183V112H185ZM197 111V110H196ZM195 111V112H196ZM216 112L218 111L217 110V108H216V110H215ZM135 112H137V111H135ZM145 112L143 113V115L145 114ZM156 112V111H155ZM155 112H153V113H155ZM172 112V113H173ZM192 112V111H191ZM194 112V111H193ZM198 112L200 113V111L198 110ZM198 112H196V113H194V114H196L197 115V113ZM213 111H211V113H212ZM218 112H220V113H218V114H222V112H221V110L220 111H218ZM100 113L102 114V115H100ZM106 113V112H105ZM107 113H108V111H107ZM152 112H150L149 114H146L145 116H146V118L151 114ZM161 113H163V114H157L158 116H160L159 118H161V116L163 115V117H165L166 115H164V111L162 112L161 111ZM172 113H171V115H172ZM121 114V113H120ZM130 114H132V113H130ZM130 114H128V115H130ZM165 114H166V112H165ZM170 114V113H169ZM174 114V113H173ZM177 114H179V113H177ZM202 114H203V112H202ZM107 114H105V116H106ZM124 115V114H123ZM127 115V114H126ZM133 115H134V113H133ZM139 115V114H138ZM141 116L142 118L143 117H145V116ZM152 115V114H151ZM154 115H156V114H154ZM180 115H182V116H184V115H186V114H182V112L180 113ZM191 114H189V116H190ZM193 115V114H192ZM206 115V114H205ZM212 115H213V113H212ZM224 115V114H223ZM227 115V114H226ZM108 116L109 117H111L110 115H109V113H108ZM116 116V115H115ZM153 116V115H152ZM167 116H170V115H167ZM166 116V117H167ZM199 116V115H198ZM201 116V115H200ZM208 116V115H207ZM214 116H215V114H214ZM213 116V117H214ZM216 116H217V114H216ZM214 117V118H219L220 119V117ZM222 116V115H221ZM119 117V116H118ZM124 117V116H123ZM132 117V116H131ZM136 116H134V118H135ZM140 117V116H139ZM153 117H155V116H153ZM152 117V118H153ZM178 117V116H177ZM180 117V118H179ZM178 118L179 119H181V116H179ZM192 117V116H191ZM194 117H195V115H194ZM197 117V116H196ZM204 117H206V116H204ZM222 117H224V116H222ZM77 118H79L80 120L79 121H81V123H79V121H77ZM104 118H106V117H104ZM121 119H122V117H120ZM124 118H126V117H124ZM123 118V119H124ZM137 119H138V117H136ZM156 118V117H155ZM178 118L176 119V121L178 120ZM186 118V117H185ZM187 118H190V117H187ZM186 118V119H187ZM207 118V117H206ZM208 118H209V116H208ZM102 119H103V116H102ZM131 119V118H130ZM168 119V118H167ZM166 119V120H167ZM173 119H175V118H173ZM183 119V118H182ZM195 119V118H194ZM193 119V120H194ZM218 119V120H219ZM226 119V120H227ZM164 120V119H163ZM162 120V121H163ZM205 120V119H204ZM207 120V119H206ZM205 120V121H206ZM225 120V121H226ZM92 121H94V120H92ZM96 121V120H95ZM98 121V120H97ZM100 121V120H99ZM131 121V120H130ZM157 121H160V120H157ZM157 121H155V122H157ZM180 120H178V123H180L179 122ZM188 120H186V122H187ZM190 121V120H189ZM196 121V120H195ZM194 121V122H195ZM209 121V120H208ZM214 121H215V119H214ZM224 121V120H223ZM223 121H217V123L219 122V123H221V122H223ZM246 121V119L245 120H243V123ZM253 121H254V119L252 120V123L251 124H253ZM119 122V121H118ZM124 122V121H123ZM122 122V123H123ZM183 122V121H182ZM201 122V121H200ZM236 122V121H235ZM234 122V123H235ZM263 122V121H262ZM108 123V122H107ZM119 123H121V122H119ZM121 123V124H122ZM131 123V122H130ZM141 123V122H140ZM147 123V122H146ZM145 123V124H146ZM170 123H172V122H170ZM191 123V122H190ZM233 123V122H232ZM243 123H241V124H243ZM112 124V123H111ZM133 124V123H132ZM135 124V123H134ZM136 124H138V123H136ZM153 123H151V125H152ZM163 124H164V122H163ZM167 124L169 125V123L167 122ZM167 124H165L166 126H167ZM181 124V123H180ZM183 124V123H182ZM181 124V125H182ZM185 124H187V123H185ZM211 124V123H210ZM237 124V123H236ZM245 124H248V123H246L245 122ZM100 125V127H101V124H99ZM104 125H106V124H104ZM110 125V124H109ZM131 125V124H130ZM162 125V124H161ZM165 125H163L164 127H165ZM177 125H179V124H177ZM191 125V124H190ZM197 125H198V123H197ZM218 125V124H217ZM235 125V124H234ZM239 125V124H238ZM250 125V124H249ZM264 125V124H263ZM134 126V125H133ZM139 126V125H138ZM142 126H145V125H142ZM171 126H172V124H171ZM212 126V125H211ZM93 128L94 127H96V125L95 126H92ZM135 127V126H134ZM170 127V126H169ZM188 127H189V125H188ZM222 127H224L225 128V126H221V128ZM236 126H234V128H235ZM238 127V126H237ZM242 127V126H241ZM240 127V128H241ZM245 127H247V126H245ZM251 127V126H250ZM97 128H99V126H98V124H97ZM142 128V127H141ZM191 128V127H190ZM239 128V127H238ZM108 129V128H107ZM144 129H146V128H144ZM165 129V128H164ZM167 129V128H166ZM187 129V128H186ZM192 129V128H191ZM262 130H263V132H264V127H262L261 128ZM163 130V129H162ZM176 130H178V128L176 129ZM194 130V129H193ZM202 130H205V129H202ZM237 130V129H236ZM250 131H253V129L251 128V129H249ZM89 131V130H88ZM96 131V130H95ZM108 131V130H107ZM111 131V130H110ZM114 131V130H113ZM147 131V130H146ZM150 131H152L153 132V130H150ZM175 131V130H174ZM184 131V130H183ZM192 131V130H191ZM232 131V130H231ZM243 131H244V129H243ZM255 131V130H254ZM261 130H259V133H258V135L261 133L260 132ZM138 132V131H137ZM149 132V131H148ZM148 132H147V134H148ZM173 132V131H172ZM228 132V129H227V131L225 132V133H227ZM245 132V131H244ZM85 133H87V132H85ZM123 133V132H122ZM133 133V132H132ZM149 133H151V132H149ZM154 133V132H153ZM155 133H157V132H155ZM166 133H167V131H166ZM254 133H256V132H254ZM62 134H64V135H66V136H63ZM108 134V133H107ZM110 134V133H109ZM121 134V133H120ZM136 134V133H135ZM172 134H174V133H172ZM85 135V134H84ZM139 135H140V133H139ZM251 135H252V133H251ZM81 136V135H80ZM88 136H89V134H88ZM100 136V135H99ZM118 136V135H117ZM253 136V135H252ZM79 137V136H78ZM104 137V136H103ZM249 136H247V137H245V135H244V137H242V140L240 139V141H239V143L238 144H236L237 142L236 141H232L231 142V144H232V148H231V150L226 154L225 153V155H224V157L227 159V162H228V164L230 163L231 165H233V164H237V165H239V164H248V163H258V162H264V147H262L261 146V144L260 143H258V144H254L253 142H251L250 141V138H248ZM79 138H81V139H84V137L82 138V137H79ZM100 138H101V136H100ZM179 138V137H178ZM220 138V137H219ZM244 138H245V140H244ZM91 139V138H90ZM220 140V139H219ZM60 142L61 144H60V146H58V148L57 147H55L54 148V145L55 144H57V143H55V142ZM71 141V142H70ZM84 141V140H83ZM87 141V140H86ZM86 141H84V142H86ZM117 141V140H116ZM128 141V140H127ZM168 141V140H167ZM244 141V142H243ZM77 142V141H76ZM82 142V141H81ZM89 142V141H88ZM130 142V141H129ZM177 142H178V140H177ZM119 142H117V144H118ZM183 143V146H184V148L186 147L185 145H184V142H182ZM203 143H204V140H203ZM54 144V145H53ZM59 144V143H58ZM112 144H113V142H112ZM116 144V143H115ZM180 144V143H179ZM109 145H110V143H109ZM168 144H166V146H167ZM181 145V144H180ZM82 146H84V145H82ZM182 146V147H183ZM121 147V146H120ZM181 147V146H180ZM230 147V146H229ZM94 148V147H93ZM92 147H91V150L93 149ZM97 148V147H96ZM95 148V149H96ZM76 149V148H75ZM102 149V148H101ZM170 149V148H169ZM79 149H76V150H74V151H76V154H79V153H77V151H78ZM147 150V149H146ZM150 150V149H149ZM173 150V149H172ZM184 150V149H183ZM219 150V149H218ZM225 150V149H224ZM228 150H229V148H228ZM227 150V151H228ZM85 151H87V150H85ZM94 152H96V150H93ZM101 151V150H100ZM102 151H104V150H102ZM180 151V150H179ZM72 152V153H71ZM89 152H91V151H89ZM89 152H88V154H89ZM148 152H150V151H148ZM151 152H153V151H151ZM80 153H83V152H80ZM115 153H118L117 151L115 152ZM173 153H174V151H173ZM88 154L87 155H85V156H88ZM100 154V153H99ZM155 154V153H154ZM153 154V155H154ZM79 155H81V154H79ZM92 155V154H91ZM127 155V154H126ZM148 155V154H147ZM150 155V154H149ZM156 155V154H155ZM164 155V154H163ZM170 155V154H169ZM75 156H77V155H75ZM82 157L84 156V155H81ZM81 156H79V158H81ZM93 156H95V153H94V155ZM129 156V155H128ZM173 156H174V154H173ZM89 157V156H88ZM98 157H100V156H97V157H95V158H98ZM126 156H124V158H125ZM132 156L130 155V158H131ZM148 157V156H147ZM150 157V156H149ZM148 157V158H149ZM152 157V156H151ZM150 157V158H151ZM155 157H157V156H155ZM90 158V157H89ZM93 158V157H92ZM103 158H104V156H103ZM119 158H120V156H119ZM123 158V157H122ZM149 158V159H150ZM153 158V157H152ZM158 158H159V156H158ZM162 158V157H161ZM167 158V157H166ZM85 159H87V157H85ZM101 159V158H100ZM157 159V158H156ZM163 159V158H162ZM103 160V159H102ZM107 160V159H106ZM124 160V159H123ZM126 160V159H125ZM125 160L124 161H122V162H125ZM151 160V159H150ZM172 160V159H171ZM223 160V159H222ZM86 161H88V160H86ZM105 160H103V161H100V162H102V163H100V165L101 164H103V165H105L104 163L106 162H104ZM111 161V160H110ZM114 161V160H113ZM118 161H119V159H118ZM141 161V160H140ZM148 161V160H147ZM163 160H161V162H162ZM170 161V160H169ZM174 161V160H173ZM82 162H85V161H83L82 160ZM104 162V163H103ZM115 162H117V161H115ZM135 162V161H134ZM137 162H139V161H137ZM143 162V161H142ZM149 162V161H148ZM152 162V161H151ZM166 162V161H165ZM172 162V161H171ZM175 162H176V160H175ZM226 162V161H225ZM74 163H76V162H74ZM78 163V164H77ZM75 165L77 166V165H79V163L81 164V162H77ZM88 163H90V162H88ZM113 164H114V162H112ZM119 163V162H118ZM132 163V162H131ZM164 163V162H163ZM90 164H92V163H90ZM95 164H97V162L95 163ZM95 164H93V165H95ZM137 164V163H136ZM141 164V163H140ZM150 164V163H149ZM62 165V166H61ZM81 165H83V164H81ZM85 165H86V162H85ZM84 165V166H85ZM99 165V164H98ZM100 165H99V168H100ZM103 165H101V166H103ZM142 165H143V163H142ZM80 167L81 168V170H83V169H85L86 167ZM111 166V165H110ZM113 166V165H112ZM118 166V165H117ZM95 167H98V166H95ZM114 168H115V166H113ZM120 167V166H119ZM124 167V166H123ZM63 168V167H62ZM76 168V167H75ZM112 168V167H111ZM140 168V167H139ZM145 168V167H144ZM78 169V168H77ZM117 169V168H116ZM123 169V168H122ZM71 170V171H72ZM96 170H98V168H96ZM96 170H92V171H89V170H83V171H81V172H78V173H73V172H71V173H73V174H66V175H68V177L67 176H65L66 177V179H64V177H63V180L60 178V180L58 179V180H56L55 182H56V187H58L59 188V185H64V187L66 186L67 187V189H68V191L67 192H64V193H68L69 194V197H70V200L72 199V198H77V199H79L80 197L79 196H89V195H93V193H94V191H98L99 190V188H101L102 186L101 185H104V184H100L99 183V181H98V177H99V173L96 171ZM121 170V169H120ZM124 170V169H123ZM1 171V170H0ZM45 172V171H44ZM114 172V171H113ZM142 172V171H141ZM148 172V171H147ZM67 173V172H66ZM118 173V172H117ZM122 173V172H121ZM127 173V172H126ZM144 173V172H143ZM149 173H150V171H149ZM14 174H12V176L9 174V176L10 177H13V175ZM36 174H35V176H36ZM50 174V173H49ZM48 174V175H49ZM136 174V173H135ZM140 174V173H139ZM148 174V173H147ZM26 175H24L22 178H24ZM30 175V176H31ZM58 176H59V174H57ZM61 175V174H60ZM112 175V174H111ZM117 175H119V173L117 174ZM41 176V175H40ZM45 176V175H44ZM50 176V175H49ZM49 176H48V178H49ZM113 176V175H112ZM124 176V175H123ZM10 177H8V178H10ZM17 176L15 175L13 178H10L11 180L12 179H14V178H16ZM52 177H54V176H52ZM128 177H129V175H128ZM132 177V176H131ZM130 177V178H131ZM138 177V176H137ZM140 177V176H139ZM18 179H22L20 176L19 177H17ZM17 178L15 179V180H13V182L12 183H15L14 181H16L17 180ZM36 177H34L33 179H35ZM40 178H42V177H39V178H37V181H38V183H39V186L40 187H38L39 189H43V187H45V186H50V184L52 185L53 183V181L52 180H54V178H52V180L50 179V181L51 182H49V180L47 181V179H46V181H43L42 179H40ZM51 178V177H50ZM75 178V179H74ZM115 178V177H114ZM123 178V177H122ZM33 179H30L29 181L31 182ZM44 179H45V177H44ZM55 179H56V177H55ZM117 179V178H116ZM126 179V178H125ZM8 180V179H7ZM23 181H24V179H22ZM36 181V180H35ZM116 181V180H115ZM119 181V180H118ZM18 183L17 184H19V183H21V182H19V180L17 181ZM34 182V181H33ZM44 182V183H43ZM105 182V181H104ZM112 182V181H111ZM110 182V183H111ZM117 182V181H116ZM120 182V181H119ZM62 183V184H61ZM64 183V184H63ZM102 183V182H101ZM250 183V182H249ZM16 184V183H15ZM59 184V185H58ZM244 184V183H243ZM245 184H246V182H245ZM251 184V183H250ZM38 185V184H37ZM234 185V184H233ZM248 185V184H247ZM247 185L246 186H240L241 188H239L238 190L237 189H233V187H231V188H229V190L227 189V191H223V192H219V194H216V193H214V192H212L214 195L213 196H208L209 194H207V196H203V197H201L200 199H198L197 201H195V202H190V203H186L187 205H185V206H180V207H182V208H177V209H175L173 212H171V214H169L170 216H171V220H169L168 222H166L165 220V218H167V217H165L164 218V215L166 216L167 214H164V215H162L163 216V218H160V219H157V220H153V221H149V220H145L146 218H148V217H145V216H143L142 215V213H141V215H136L135 213L134 214H130V216H128V217H130V218H128L126 221L125 220H123V222H119L118 221V223H113V224H111L112 222H110L109 221V223L110 224H107V225H102V226H99V227H95V228H93V229H91V230H87V229H84V227H86V226H88L87 224H89V223H94L98 218H101V216L104 214H107L108 213V211H105L104 209H102V208H104V206L102 207V208H97V207H95V208H89V209H82V208H80V209H77L78 207H76V209L74 208V206L72 205V204H69L68 206H69V210L68 209H66V210H68L69 211V213H68V211H67V213H66V217L64 218V223L68 226V228H72L73 230H76L75 232H76V235H75V239H76V241H75V239H70V240H73V241H75V242H77L78 243V241L80 242H82V244H84V243H89V242H92V243H94L95 244V246L96 247H101V248H103L102 246H105V245H107V244H109V243H111L113 240H115L116 238H119V237H124V236H127V235H129V234H134V233H138V232H143L144 234L145 233H156V232H161V231H167V230H172V229H174L175 227H177V226H180L181 224L180 223H182L183 221H184V224L185 223H187V224H196L197 225V222L198 223H200V221H202V220H200V221H197L196 219L197 218H199V217H201L202 216V214L204 213V212H206L208 209H214L217 205V207H221V206H226V203L225 202H231L232 203V201H233V199H235L237 196H239L240 194H241V192H242V190L243 191H247V189H249L248 187H247ZM252 185V184H251ZM256 185L258 186V188L259 189H261V191H263L264 192V176L263 177H261V179H257V181H256ZM53 186H55L54 184H53ZM236 186H237V183H236ZM10 187V186H9ZM56 187H54V188H56ZM66 187H65V189H66ZM53 189V188H52ZM16 190V189H15ZM21 190V189H20ZM19 189H18V192L20 191ZM33 190V189H32ZM54 190V189H53ZM59 190V189H58ZM43 192H44V190H42ZM42 191H38V194H39V192H42ZM66 191V190H65ZM125 191V190H124ZM219 191V190H218ZM53 192H55V190L53 191ZM48 193H51V192H48ZM58 193V192H57ZM64 193H59V194H61V195H63ZM107 193H109V192H107ZM12 194V193H11ZM58 194V195H59ZM102 194H105V193H102ZM112 194V193H111ZM15 195V194H14ZM22 195V194H21ZM26 194L23 192V195L22 196H25ZM36 195V194H35ZM41 195H43V194H41ZM54 195V194H53ZM65 195H67V194H65ZM64 195V196H65ZM72 195H74L75 197H72ZM95 195H96V193H95ZM203 195H205V194H203ZM211 195V194H210ZM3 196V195H2ZM9 196H11V195H9ZM37 196V195H36ZM40 196V195H39ZM96 196H100V195H96ZM12 197V196H11ZM41 197V196H40ZM43 197V196H42ZM41 197V199H43ZM58 197V196H57ZM69 197H67V200H68V198ZM82 197V198H83ZM101 197V196H100ZM4 198H6V197H4ZM19 198V197H18ZM24 199H25V197H23ZM26 198H27V196H26ZM55 199H56V197H54ZM59 198H61V197H59ZM84 198H86V197H84ZM91 198V197H90ZM103 198V197H102ZM101 198V199H102ZM37 199V198H36ZM46 199V198H45ZM89 199V198H88ZM111 199V198H110ZM109 198H107V200H110ZM114 199V198H113ZM2 200H4V199H2ZM13 201H14V197H13V199H12ZM63 200V199H62ZM80 200V202H82L81 201V199H79ZM85 200V199H84ZM83 200V201H84ZM96 201H97V199H95ZM94 200V202H93V200L91 201V202H93V203H95L96 201ZM107 200H103V201H107ZM115 200V199H114ZM26 201V200H25ZM59 201V200H58ZM69 201V200H68ZM67 201V202H68ZM100 201V199H99V197H98V202ZM1 202V201H0ZM20 202V201H19ZM42 203V201H40L39 200V205ZM53 202V201H52ZM72 202V201H71ZM98 202H96V203H98ZM222 202H224V203H222ZM2 203V202H1ZM7 203H9V202H7ZM6 203V204H7ZM37 204H38V201L36 202ZM84 203V202H83ZM92 203V204H93ZM111 203V202H110ZM114 203V202H113ZM218 203H222L220 206H219V204ZM231 203H229L230 205H231ZM3 204V203H2ZM21 204V203H20ZM28 204V203H27ZM53 204V203H52ZM82 204V203H81ZM103 204V203H102ZM228 204V203H227ZM9 205V204H8ZM43 204H41V206H42ZM57 205V204H56ZM110 205V204H109ZM230 205H228V206H230ZM258 204H249L248 206H251V207H254V206H257ZM19 206V205H18ZM35 206V205H34ZM67 206V205H66ZM82 206H84V205H82ZM88 206H90V205H88ZM108 206V205H107ZM113 206H116V205H113ZM2 207H3V205H2ZM7 207V206H6ZM16 207V206H15ZM23 207V208H22ZM43 207V206H42ZM62 207V206H61ZM84 207H86V205L84 206ZM110 207V206H109ZM174 207H175V205H174ZM216 207V208H217ZM250 207V208H251ZM24 208H26V211L29 213L30 211H32V205H30V204H28V205H25L24 204V206H21V208H17V211H15V213H14V215H12L13 217H17L18 218V216H19V218L20 219H22V218H24L23 217V215H24V213H27V212H24V211H22V210H24ZM66 208V207H65ZM88 208V207H87ZM165 208V207H164ZM58 209V208H57ZM60 209V208H59ZM113 209V208H112ZM159 209V208H158ZM258 209V208H257ZM16 210V209H15ZM37 210V209H36ZM42 209H38V211H41ZM44 210V209H43ZM110 210H111V208H110ZM156 210V209H155ZM217 211L219 210L218 208L216 209ZM228 210V209H227ZM4 211V210H3ZM2 211V212H3ZM12 211V210H11ZM51 211V210H50ZM115 211V210H114ZM158 211H160V210H158ZM220 211V210H219ZM222 211V210H221ZM32 212H34V211H32ZM45 212H46V210H45ZM104 212H107V213H104ZM240 212V211H239ZM35 213H37V211L35 212ZM35 213H32V214H35ZM139 212H137V214H138ZM156 213V212H155ZM158 213V212H157ZM161 213V212H160ZM210 213H211V211H210ZM209 213V214H210ZM217 213V212H216ZM222 213V212H221ZM12 213H7V216L9 217L10 215H11ZM43 214V213H42ZM42 214L40 213H38V214H35V215H41L42 216ZM111 214V213H110ZM205 214V213H204ZM223 214V213H222ZM239 214H241V213H239ZM243 214V213H242ZM22 215V216H21ZM34 215V216H35ZM45 215V214H44ZM135 215V216H134ZM168 215V216H169ZM206 215V214H205ZM21 216V217H20ZM40 216V217H41ZM62 216V215H61ZM207 216V215H206ZM205 216V217H206ZM51 217H53V215L52 216H48V219L49 218H51ZM63 217H64V215H63ZM145 217V218H144ZM159 217H161V216H159ZM209 217V216H208ZM28 218V217H27ZM37 218V217H36ZM42 218V217H41ZM45 218H46V216H45ZM55 218H57V217H55ZM112 218V217H111ZM144 218V219H143ZM203 218V217H202ZM201 218V219H202ZM33 219H35V218H33ZM44 219V218H43ZM47 219V220H48ZM58 219V218H57ZM142 219L143 220H145L144 222L142 221ZM26 220V219H25ZM28 220H29V218H28ZM41 220V219H40ZM45 220V219H44ZM51 220H52V218H51ZM62 220V219H61ZM5 221V220H4ZM112 221V220H111ZM211 221V220H210ZM14 222H16L15 224H17V221H14ZM13 222V223H14ZM22 222V221H21ZM54 222V221H53ZM189 222V223H188ZM23 223H26V222H23ZM97 223V222H96ZM211 223V222H210ZM253 223L255 224V225H258V221L256 220V221H253ZM28 224H30V222H28ZM28 224H25V225H27L26 227H24L23 225L24 224H22V226H21V229H16V231L17 230H20L21 231V233H20V231H19V233L21 234V235H23L24 237H22L21 239L23 240V239H26V240H24V241H27V243H28V240L27 239H29L30 240V238L33 236H31V234L32 233H34V232H36V230H35V228H31V226H28ZM54 224V223H53ZM53 224H51V225H53ZM187 224H185V225H187ZM31 225H33L32 223H31ZM46 225V224H45ZM55 225V224H54ZM65 225V226H66ZM93 225V224H92ZM183 225V224H182ZM2 227H4V226H2ZM39 227H40V225H39ZM54 227V226H53ZM92 227V226H91ZM1 228V227H0ZM19 228V227H18ZM61 228H63L62 227V225H61ZM65 228V227H64ZM55 229V228H54ZM48 230V229H47ZM13 231V230H12ZM11 231V232H12ZM37 231H38V229H37ZM49 231V230H48ZM48 231H46V232H42V233H44L43 235H45V233H46V237L45 238H47L48 236L49 237H51V235H49L50 233H48ZM1 232V231H0ZM10 232V231H9ZM39 232V231H38ZM68 232H70V230L68 231ZM74 232V231H73ZM72 232V233H73ZM13 233V232H12ZM17 233H18V231H17ZM40 233H41V231H40ZM61 233H63V232H61ZM4 234V233H3ZM11 234V233H10ZM10 234H8V235H10ZM209 234V233H208ZM2 236V235H1ZM0 236V237H1ZM16 236V235H15ZM31 236V237H30ZM65 236V235H64ZM30 237V238H29ZM48 237V238H49ZM53 237V236H52ZM66 237H71V236H65V238ZM33 238V237H32ZM19 239V238H18ZM21 239H19V240H21ZM39 239V238H38ZM43 239V238H42ZM50 239V238H49ZM58 239V238H57ZM1 240H3V238L1 239ZM8 240H9V238H8ZM47 240V239H46ZM46 240H44V241H46ZM59 240H60V238H59ZM65 240V239H64ZM4 242H5V240H3ZM24 241H21L22 243H24ZM31 241V240H30ZM40 242H43L42 240H39ZM38 241V243H37V240H35V242H36V245L37 244H39L40 245V242ZM51 241H52V239H51ZM54 241H56V239L54 240ZM10 242H11V240L9 241V242H7V243H9L10 244ZM20 242V241H19ZM61 242V241H60ZM64 242V241H63ZM74 242V243H75ZM80 242V243H81ZM12 243H14V242H12ZM26 243V244H27ZM31 243V242H30ZM45 243H48V242H45ZM45 243H42V247H40V246H37L38 248H36V249H40V248H42V249H44V244ZM55 243H59L58 241L57 242H55ZM71 243L72 242H70V245H71ZM73 243V244H74ZM77 243H75V244H77ZM4 244V243H3ZM66 244V243H65ZM7 245V244H6ZM48 246L50 245L51 247H52V249H50V250H53V246H52V244L51 243H49V244H47ZM53 245H55V244H53ZM56 245H58V244H56ZM59 245H61V244H59ZM231 245V244H230ZM11 246V245H10ZM18 246H20V245H18ZM26 246H28V245H26ZM48 246H46L45 245V247H47V248H49ZM64 245H62V247H63ZM92 246V245H91ZM6 247V246H5ZM9 247V246H8ZM15 246H13L12 247V249L11 250H8L7 252L8 253H6V255L8 254V256L9 255H13V252H12V250H14L13 248H14ZM7 248V247H6ZM24 248V247H23ZM23 248L21 249V250H23ZM29 248V247H28ZM27 248V249H28ZM61 247H59V249H60ZM74 248V247H73ZM95 248V247H94ZM2 249V248H1ZM8 249H10V248H8ZM26 249V248H25ZM58 249V250H59ZM65 249V248H64ZM72 249V248H71ZM81 249V248H80ZM2 250H4V249H2ZM2 250H1V252H2ZM18 250V249H17ZM46 250V249H45ZM69 250V249H68ZM77 250V249H76ZM89 250V249H88ZM87 250V251H88ZM91 250H93V249H91ZM16 251V250H15ZM28 251V250H27ZM34 251V250H33ZM36 251V250H35ZM38 251V250H37ZM41 251H43V250H41ZM55 251V250H54ZM223 252H226V254L228 255V258H227V260L228 261H231L232 259H234V258H236V257H239V256H241V254L242 253H248V252H252L253 253V256H254V259L256 260V262H257V264H260V262L261 261H264V246H261L260 245V243L259 244H256V245H254V246H247V247H245V248H243V249H234V248H231V249H223L222 250ZM26 252V251H25ZM61 252H64V251H62L61 250ZM67 252V251H66ZM92 252V251H91ZM93 252H94V250H93ZM92 252V253H93ZM100 252H102V251H100ZM31 253V254H30ZM40 253V254H39ZM41 253L43 254V252H35V254L34 253H32V251H29V254H28V252H26L25 254H24V256H20V258H21V260L20 261H22L24 264H50V263H53V260H56V261H58V263H56V264H59L60 262V260H57V258H53V259H51L49 256H48V258H50V259H48V258H46V259H48V261H43L42 259H39V258H42L44 255H41ZM47 253V252H46ZM73 253H74V251H73ZM81 253V252H80ZM87 253V252H86ZM88 253H90V251L88 252ZM129 253V252H128ZM3 254V253H2ZM14 254H17V253H14ZM22 254V253H21ZM27 254V255H26ZM53 254V253H52ZM78 254V253H77ZM5 255V254H4ZM41 255V256H40ZM47 255V254H46ZM57 255H60L59 253H57ZM88 255V254H87ZM129 255V254H128ZM1 256V255H0ZM81 256V255H80ZM83 256V255H82ZM89 256H91V254L89 255ZM93 256H95V254L93 253ZM76 257H78V255H76ZM96 257V256H95ZM15 257H13V259H14ZM69 258H71V257H69ZM74 258V257H73ZM124 258V256H113V257H109V259H108V263L107 264H116V262H118V261H120V260H122ZM60 259V258H59ZM72 259V258H71ZM8 260V259H7ZM11 260V259H10ZM10 260H8V261H10ZM62 260H63V258H62ZM69 260V259H68ZM65 261V260H64ZM71 261V260H70ZM88 261H90V258L87 260V262ZM6 262V261H5ZM22 262H21V264H22ZM66 262V261H65ZM83 262H85L84 260H83ZM15 263V262H14ZM20 263V262H19ZM3 264V263H2ZM9 264H11V263H9ZM54 264V263H53ZM66 264H69V263H66Z\"/></svg>",
    "mask_w": 264,
    "mask_h": 264
},
{
    "label": "snow or ice",
    "instance_id": "obj_3",
    "mask_svg": "<svg viewBox=\"0 0 264 264\" xmlns=\"http://www.w3.org/2000/svg\"><path fill=\"white\" fill-rule=\"evenodd\" d=\"M260 144L264 147V135L260 137ZM256 233L260 236V245L264 246V210L261 211V214L258 218V227L256 228ZM223 264H257L254 259L253 253H242L241 256L232 259L231 261H224ZM260 264H264V261H261Z\"/></svg>",
    "mask_w": 264,
    "mask_h": 264
}]
</instances>
